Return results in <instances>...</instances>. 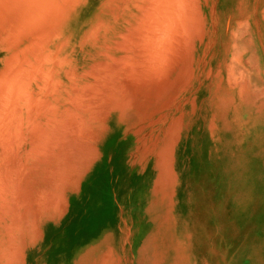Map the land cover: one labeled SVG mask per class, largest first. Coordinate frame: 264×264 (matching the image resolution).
<instances>
[{"label":"rangeland","instance_id":"1","mask_svg":"<svg viewBox=\"0 0 264 264\" xmlns=\"http://www.w3.org/2000/svg\"><path fill=\"white\" fill-rule=\"evenodd\" d=\"M124 1H126L127 3L126 5L125 4L124 5L128 6V8L124 7L123 5ZM133 1L134 0H129V1L123 0L122 2L120 0H88V2L85 5H81L83 6L82 8L78 9L75 7L74 10L69 11L68 14L67 12L69 8H67L66 9L67 11H65L64 14L62 15L63 17L61 16L63 19L61 18L60 20H58V22H60L58 24H56L57 22L53 21L54 22L53 23L50 20H47L48 22L50 21L52 23V24L49 23L52 26L53 24L54 25L56 24L57 26L55 25V28H57L58 31L54 27L53 29L50 28L51 30H49L48 26L50 25L47 22H45L48 24L47 27H45L48 30L43 33L41 30H44L43 26L45 25V23L43 24V22L41 21V23L43 24L42 26L43 28L38 27L39 25L38 26L36 25V27L38 28L37 30L41 28L39 31H41L42 34L40 32L36 33L35 31H33L36 28L34 24H33L34 27L32 26V22L35 23L34 20H32L31 23L30 21L27 22L24 19L22 21V19H20L19 17L18 11L16 10L17 9L16 7H14L15 9L13 8V10L11 9V11L7 8L10 11L9 14L12 13V15L15 16L14 22L19 21L18 23H22L26 27L29 26L28 28L30 30L27 28L21 29V31L22 30L26 31V29L29 30L28 35L26 36L25 39V36L22 37V35L24 34L23 31L22 34L21 31L17 29L19 33H21V35L19 34L20 36L15 32L17 31L15 29L17 27L16 25L17 23H13V27L15 24L14 27L15 31L14 30L12 31L14 32L13 36L16 39L18 36L21 37V40L18 37L20 42L17 40L16 42L18 43L15 42L16 44L13 42V40L11 41L13 42V44H15V47H12L13 44L9 41L14 38L12 37L10 39L9 37L5 36V35L9 36L13 27L11 26L12 27L11 29L8 28L10 29L9 34H6L8 32L6 29L7 27L5 28L3 26L6 29L5 31H7L6 33L5 31L2 32L0 30V38L3 35V33H5L4 36L2 37H6V41H8L7 43L11 44V47L10 46L9 48L6 47L8 48L6 50L4 46H8L9 44L6 45V43L4 42L5 39L2 41L3 43H0V70L2 72H4L3 71L4 69L2 70L4 66L3 65L4 57L6 56L8 59L9 57H11V53L12 54L13 52L15 53V51L12 52V50L17 49L18 52V48L23 47L25 43L26 44L24 45V47L20 48V51L23 50L24 48H26L27 51L28 48L26 47V45H28L29 43L30 44L29 46H31L32 44L30 40H33L34 45L35 42H37L40 46L41 44L42 45L44 44V46L42 47H47L44 49L43 48L40 49L39 48L40 46L37 47L36 44L35 46L39 48L37 49L34 46L37 51L42 50L40 54L41 56L44 57V52L46 54L47 51L50 50L51 53H49L50 52L49 51L48 56L51 57L50 54H52L54 48H56L55 51H57L58 48L59 49L58 52L55 53L54 51L53 52L54 55L52 56H55L56 54L57 56L55 57L57 58L61 56L63 57L65 55L66 59L64 58L63 61L62 58L61 59L59 58L60 60H58V58L56 59L55 57L54 58L51 57V59L53 58V60L54 59H56V61L58 60L57 62H55L54 60V62L57 64L60 61L59 62L60 67H59L58 65H54L55 63H50V62L45 63L44 60H47V58L46 59L44 58L42 62L40 60L41 57L39 54H38L39 56L37 55L35 56V53L34 54L32 53L36 57L34 61L37 60V57H39V61L36 62V64L40 63V65L38 64L40 66L38 71L36 69L38 67L34 68L30 66L35 64L33 63L34 62L32 58L33 55L31 54V52L28 51L30 52L31 54L30 55L28 53H24L25 49L22 51V53H24L27 56L26 58V56L24 55V58H26L25 61L27 62L28 61L27 59H29V61L31 60L30 62H32L33 64L32 63L30 64V62L28 64H26V62L25 63L23 62V64L19 67L21 69L23 68L22 69L24 71L23 73H25L26 69L29 71L32 70L31 68H33V70L36 69L35 71L36 73L33 71L35 74L33 73L32 74L33 76L30 78V74L32 72L31 71L28 76L31 79L29 80L30 83L29 84L25 83L26 86H23V87H27V85H29L27 88H25L27 89L28 92L24 88H22L23 90H25L24 97H26V93L31 94L29 95L31 97L28 96L29 98H31L29 99L28 102H26L27 100L23 98L24 91L23 93H21L22 91V89L20 88L21 85L17 88V90L21 89L20 93H18V91L17 93H15V94H21V96L17 95V99H19L17 102H19L18 103L19 105L21 103L20 106L24 105L25 103L24 106L26 107L25 108L22 106L19 108L18 106L19 111L18 108L15 107V105L17 106V102L15 101L16 98L13 97L14 102L12 100L13 99L12 96L15 94L13 95L11 94L14 92L13 90L14 86L12 87V82L13 81L17 82V80H22V79H16L18 78L17 74L19 75L22 73L19 71L20 70L19 67L16 68L17 63L20 64L22 63L21 62L22 59H20V57L23 54L21 52L17 53L18 54L17 57L19 58L20 62L17 60L18 58H16L18 62L15 60L16 57L15 56L14 60L15 63L16 62L17 63L14 64L16 65V67L14 66L13 68L14 65L13 64L12 65L13 70L10 67L8 69L9 72L10 71L13 72L14 70L15 72L19 71V73L17 74L13 72L14 75L16 74L15 76L16 81L14 79H11L13 78L12 72H10L12 76L9 75L10 74L9 72H8L9 76L3 75L4 77L11 76L10 77L11 82L9 80L11 86L8 85L9 83L6 84L5 82V84L9 86L6 89L9 88L8 89L9 92L11 90H13V92L11 91L12 92L10 93L11 96L9 95L11 97V101L6 99L7 103L9 102L8 104L10 106L7 103H5V101L1 102L6 97L8 98V94L6 93V91L8 92V90L6 89H5L6 91L4 89L3 91H5L7 96L5 95V93H2V91H0L2 93V94L0 93V95L2 96V98L0 97L1 98L0 102L2 103V105L3 103H5L4 105H7L8 108L10 107L12 108V106L15 107V109L18 112H21L20 117L21 116L22 117L15 118L16 116H14L15 115L14 113H16V110L14 108H13L14 110L10 108L11 109L10 111V109H7V107H4L0 104L3 107L0 109L3 110L0 111L1 118L3 117L2 119H4L7 114L10 115V113L12 112L11 113L12 117L16 119L14 120L12 118V120H14L16 123L17 119H20L18 120L20 121L19 123L23 124L25 118H27L28 115L33 114L32 116H34L37 115L38 112H41L43 110V112L46 111L45 113L46 116L50 115L49 117L51 121L49 120L48 116L46 117L45 114L41 112L43 114L37 116L39 117L38 121L41 120L40 121L41 124L38 122V125L40 126L42 125V127L39 128L37 127L38 125L35 124L36 127L41 130L43 128V125L45 126L46 124L45 128H47L48 126L46 122L47 118L49 123L51 122L52 124L50 123V125L48 126L47 128L48 131L45 128H43V130L45 129L46 132L40 131L39 129H35L34 131L31 130L30 128L26 130L28 132H25L28 123L31 124V127L34 125V122H28V121L29 120L35 121L38 119V117L36 116L33 119L32 116L31 117L29 116L30 117V118L28 117L29 120L26 119L27 122H25L26 126L25 124L23 126H21L22 124L19 125L17 121L18 125L20 126V129L22 128L24 130L23 132L24 137L25 134H27V136L29 134L28 137L26 136L25 138H23L22 136L23 134L22 135L20 134L23 130L22 129L19 130V127H17L18 125L16 126L17 123L13 125L14 122L13 121L11 122L10 120L11 115L7 116V118L9 119L5 118L6 122L10 120L9 122L6 123L5 119L3 120V122L6 125L3 122L2 125L0 123L1 125L0 129H2V127L5 128L6 126H10L7 125L10 124V122L13 123L11 124L12 126H10L12 128V130L10 129L11 130V132H9L10 134L8 133L9 131L8 129L10 127L9 128L6 127L7 129L5 131H7V134L9 135V137H7L8 139L11 140L12 138H14V140H17L18 142V143L15 142L14 143L16 145L19 144L17 145V147L19 146V148H17L16 145L13 143H12L13 146L11 145V149L14 146L16 147V149H18V150H16L15 148L12 149L13 152L16 153L14 155V153L12 152L13 156H15L13 157L11 152H8L11 151L9 149L11 141L9 140H8L9 142L7 141L9 145L8 143H5V140L7 139L5 138L3 139L1 135L3 134V136L5 137L7 134H5L6 132H3L4 129L0 130L3 132L0 134L1 137L0 142L4 140L3 142L6 144V146H8V150L6 149L7 147L5 148V145L2 149V151L6 150L8 153L5 151L3 153L4 155H2L1 153L2 151L0 150L1 151L0 161L2 162L1 164H5L8 162L5 161L7 156H9L8 158L13 157L12 159H10L12 161L9 162V164L12 166L8 165L10 171L6 169V172L7 171L10 172V174H8L7 172L8 174L7 176L6 175L2 176L3 174L6 173L4 171H3L4 173H2L1 170L3 168H8L7 164L6 167H3L5 165L1 166L0 164V167H3L0 168L2 173L0 174L1 176L0 183L2 184L7 183L4 185V187H6V191H3L5 190L3 189L4 187H0V195L3 193V196L5 198L4 200H2L3 196H1L0 198V264H264V60H263L264 51L262 50V46L264 49V7H263L264 0H198L199 2L193 0V2L199 4L198 7L196 6L195 3L194 9L195 7H198L196 8V12L198 11V9L201 12L199 11L198 13L193 12L194 13L193 17L195 19H196L195 16L199 14L200 15L197 16L196 20H194V18L192 17L191 24L193 23L192 24L193 27H191L192 25L190 24L188 31H186L187 33L186 34L184 33L186 36L189 34V37L187 36L183 40L188 42L189 46H192L190 44L191 42H193L194 47H191L193 49L189 48L188 45L182 41L183 39L182 37V39L181 38L179 39V42L181 46H183L182 44L184 43L186 44V46H183V49L179 50V53L175 56L177 57L178 55H180L181 53L180 51L183 52L184 49H185L184 50L185 53L184 52H183L184 54L181 53V56H178L176 58L173 57L174 55L173 53H171L173 52L172 50L171 52L170 51L163 52L164 50H162L163 53L161 54L162 56L164 54V58L166 56L165 53L166 54H168V52L171 53V54L169 53L170 54L169 56L167 55L168 57L167 61L164 60L165 63L167 62L166 64L164 63L165 65L162 64L163 57H159V59H157L158 60L157 63L154 58H153L154 60H152V58H149L151 54H149L150 55L149 57L147 56L149 58L148 60L151 59L150 61L152 62V65L153 64L154 66L156 65L155 67L156 72L158 70L156 68L159 67L158 65L160 64H162L160 68H164V69L166 68L165 71L167 69H168L167 71H170L169 72L170 74L167 71L165 73L163 69L162 72L166 74V77L167 74L169 75L167 78L168 80H165L166 78H164V76L162 78L165 80V85H167L166 81H169L170 79L171 81L167 83H171L173 80L177 82V83L172 82V85L170 84L171 87L175 84V86L172 87L173 89H170L171 87H168L169 84L166 86L167 88L165 89L164 82H162L160 75L159 78L161 82L160 80L157 81L158 76L155 79L156 75H155V70H153L154 66L152 68V65L151 66L148 65L151 63L150 61L148 62L147 59L145 58L144 59L147 61L146 63H142L145 60L140 61L141 56L140 54L138 55L137 53L138 51L142 52V54L143 51L145 52L146 50H148V52L151 51H149V49H146L148 48V45H146L147 47L145 46L147 41L146 42L143 41L144 39L143 40L141 39L144 42L143 43L141 41V44L143 43L144 45L139 44L140 38H138L139 36L138 34L140 33L141 35L144 26H142V31L138 32L137 34L135 33V31L137 32L138 29L135 28L134 25H137L136 27L140 28L141 25H143L144 23L145 24L149 23L147 24L148 26L154 23H152L153 18L151 16L142 20L138 19L136 22H134L132 17L137 11V8L136 7L134 8V6L131 5L133 4ZM113 2L119 4V7L116 6L117 4ZM110 5L112 6L111 8ZM120 6H122L123 8L122 7L120 8ZM209 6L211 7L213 6V7L209 8ZM156 8L157 7L155 5V9ZM155 9L152 8L153 11H156ZM3 10L4 12H6L5 9ZM3 10L0 11V13H2ZM110 10H112V12H110ZM9 11H7V13ZM4 12L2 14L7 15ZM2 14H1V18L3 17ZM115 14L117 16H115ZM112 16L113 17L115 16L116 19L114 20L115 17L113 18ZM200 16H202L201 17L202 20ZM198 17L204 23L201 26H199V22L201 24L202 22L198 20ZM43 18H39V20H42ZM47 18L49 19V17ZM8 19H10V21L13 20L12 18L7 17V20ZM99 19L102 24H100V22L98 24ZM7 20L5 19V21ZM39 20L37 22H39ZM244 20L247 21L248 23L247 25L243 24L246 22V21L244 22ZM5 21L3 20V25H7L5 24ZM241 21L243 22L242 23L243 26H241V24L239 23ZM196 22H198V24ZM137 23H139V25ZM255 23H256V27H255ZM9 24L12 23L9 22ZM98 25H100V27H97ZM104 25L106 27L105 29L107 30L102 29L104 28ZM147 25L145 26L147 27ZM94 26H96L98 30H95ZM198 26L201 28H199ZM128 27L129 28L134 27L137 30L132 31L134 29L130 28L131 30L129 29L130 31L129 32ZM202 27L204 30L202 29ZM54 29L57 32L53 31ZM125 29L128 32H126ZM200 29L201 31H198ZM90 30H95V32H97L95 38H92L95 36L94 35L95 32L91 31L92 32L91 33ZM123 31L125 33L122 34L123 35L126 34L125 36H127L132 32H133L132 34H136V36L138 35L137 38L139 39V41L137 42V38L132 39L131 36L133 37L136 36L131 34L129 35L130 37L129 36L125 37L126 39L124 37L123 39H120L119 36L122 35L120 33ZM146 31L147 30H145L144 32L146 33ZM155 31L156 30H154V32ZM234 31H235V35L233 36ZM89 32L90 35L88 34ZM48 33H51V35ZM149 33H147L148 37L151 38L152 37L151 33L150 36ZM191 33L193 35H190ZM196 33H198V35H194ZM15 34H17L18 36H15ZM30 34L31 36H29ZM91 34H93V36H91ZM147 34L141 35V37L144 36L145 38L147 37ZM47 36L49 37V40ZM85 36L88 37L85 38ZM193 36H196L195 39ZM28 37H30L31 39L28 40ZM44 38H46V40ZM64 38L66 40H64ZM91 39H93L94 42L92 41L91 43ZM111 39L114 41H112ZM47 40L49 43H47ZM60 40H63L64 44L60 43L59 42ZM115 40L116 42H118L116 43V50L114 48L115 45H113ZM121 40L122 41L126 40L127 43L130 41V44H128L130 47H131V42L132 43L136 42V44L137 43L139 44L138 45L139 47L135 45L136 48L135 47L134 48L131 47V48L134 49V52L136 49L138 50L135 53L132 51V53L133 54L137 53V56L140 57V60L137 61L136 59L130 58L132 55L131 49H129L130 47L126 43H122ZM187 40H190V44L189 41ZM247 42H249V44ZM109 43L114 47L111 46ZM119 43H121L122 45ZM147 44L149 43L147 42ZM180 44L178 43L177 46L176 45L174 46H176L179 49ZM119 46L120 47L124 46L129 51V52L127 51V54L130 53L129 54L130 56H128L129 59L128 60L125 59L127 61V64L128 63L131 64L130 62L131 59H133L134 61L136 60L137 62H140L143 65L146 64L147 66H149V68H147L148 70H146L148 73L147 74L143 73V71L145 72L146 65L145 68L139 66V69L143 68L142 69L143 71L140 73L141 70L139 71V69H137L138 68L137 66H134L135 68L137 67L135 71L134 70L135 68L131 67L132 64L130 65V67H128L129 64L126 65L125 63L124 67L126 68L128 67L131 69L130 71L131 76L129 75L130 74L129 72H125L128 73L129 76L124 75L123 72L125 70L129 71L130 69L127 70L128 68L127 69L125 68L124 70L123 65H121L124 61V58L125 57L127 58L126 56L127 54L125 53L126 55H123L124 58L121 57L122 54H124L123 50L124 52L126 50L125 48L123 49L122 47L121 48L123 50L122 49L119 50L120 48ZM233 46H235L234 47L235 49H233ZM244 46H246L249 50L251 49L254 50V52L252 51L246 53L247 60L251 59L252 61V53H254L256 61L259 62L258 68L260 70L261 78L259 79L260 82H258V88L255 92V95L248 94L247 90H251V88L249 83L244 81L242 74V64L244 59L243 56L241 55L242 54L241 50L244 48ZM141 47L142 48L144 47L146 50H140ZM177 48L176 50L178 51ZM187 48L191 49V51ZM29 49L32 50V47ZM37 51L36 54L38 53ZM106 51L112 54L113 56H116V58L121 57L120 60L123 59V61L121 62L119 60L114 61L113 57L110 58V55H108ZM177 51L175 52V54L177 53ZM155 52L154 54L156 56ZM188 52L192 54L188 55L189 54ZM102 53L104 54L106 53V54L104 55ZM159 53L157 52L158 55ZM186 54L188 55V57ZM232 54L234 56L235 55L238 56L237 69L235 68V65L233 66L232 64H230ZM14 55H12L9 61L8 60L6 61V59L4 61H6L9 64V62L12 61ZM146 55L143 54L142 58L143 56L145 57ZM132 56L134 57L135 55ZM171 56L176 59L177 65L181 64L182 61L184 62L185 57L187 59H190L188 61H192V62L190 64L188 63V61L184 62L185 64L182 62L181 66L183 65V67L178 65L179 69L177 70L178 66L176 65L175 60H172V65H169L170 59L172 58ZM107 57L110 58V60ZM156 58H158V56ZM179 58L181 59L180 63H179L180 60ZM106 59L108 63L105 62L106 64L105 66L104 61H106ZM14 60L12 62H14ZM53 60L51 62H53ZM96 60L97 61L104 60L102 61L104 64L103 65L104 68L102 67V63L100 64V62L99 65L98 64L97 65L99 66V70L102 68L105 70L107 68L106 71L101 70L103 74L100 71V75L102 74L104 76L103 77L101 75L102 77L101 79L103 81L104 78H106V76L109 75L107 76L108 78H106L107 81H105L107 84L108 82L111 83L110 81L111 79L116 77L119 79V77H121V79L119 80L117 78H116L117 80L113 79L115 80L114 84L113 83L109 84L112 87V89L107 84L105 85L108 87L101 85L100 88H96V85L100 86V84L102 83L104 84V82L100 83L96 81L95 77L97 76L98 77L97 79H99L100 77L99 75H96L94 78L90 77L91 74L93 75L94 71L95 74L99 72V70L97 71L96 67H95L96 70L93 69L94 66L97 65H93L96 62H92V61H96ZM159 60H161V62ZM168 60H169V64H168ZM6 62H4V64H7ZM91 62L93 67H91ZM115 62H117L118 64H116ZM153 62L157 63L158 65ZM52 64H53L52 66L53 70H51ZM68 64L71 68H75V69L70 70L71 68L68 66ZM27 65L29 69L28 68L25 69L24 67H22ZM107 65L109 66V68ZM118 65L121 66L123 72L122 70L120 71L121 68ZM41 66H42V71H44L46 67V68H51L50 69L51 72L54 71L58 73L56 74L53 72V76H52L50 75L52 73H50L49 71L50 73L49 74L48 70L46 69L47 71L46 70L45 71L47 73L42 72L41 76L43 78L41 76H37L39 78L35 77L34 79V75L40 74ZM100 66L102 68H100ZM169 66L174 67V68L172 67L173 69L170 67L173 71L169 68ZM229 66L231 67V69L234 70L233 76L234 77L237 76L233 80L231 76L232 74L229 73L230 71H228ZM111 67L114 68L112 69L114 75L119 67L116 76L114 75L113 77L110 76L112 75V72L109 71L111 70ZM7 68H5V71L7 70ZM68 68L70 69L67 70ZM132 68L134 71L132 70ZM65 69L67 70V72L68 71L71 72L74 70V73L76 74H73V72H71L72 73L71 74L69 72V76H71L69 77L66 74L67 72L63 71ZM86 69L90 71L89 74L85 72L87 71ZM181 69L184 70L182 71L181 74H179L180 73L179 71H181ZM91 70L93 71V73H91ZM137 70L139 71L140 75L139 74H137L136 76L134 75L133 78L132 75L135 72H137ZM208 70H210V72H208ZM150 71L153 72L150 73ZM176 71L178 72V75H181V77L177 76L178 79L177 78L176 79L178 81L175 80L174 78L177 75V73H174ZM63 72L65 75L68 76L67 79H66L67 76L65 77V75H63ZM118 72L120 73L122 72V75L119 73L120 75L119 76ZM158 72H160V70ZM43 73L49 74L48 75L49 77L47 75H46L47 77L43 76L44 75ZM149 73H150V77L148 75ZM153 73L154 76L151 75ZM161 74L163 75V73ZM123 75L127 77L126 79H124V81L122 79ZM3 76L1 75V77ZM44 77H46L45 79L51 78L50 79L51 81L49 79L44 80ZM136 77L139 79L140 77L142 78L144 77L145 79L147 78V80H145L146 82H144L143 85H142V81L144 80V78L141 79L142 81L141 80L138 81L139 79H137L136 81L139 83L136 82L137 84L135 83L133 84ZM151 77L152 78L154 77L153 78L155 79L154 82L151 81L152 80ZM228 77L229 79L231 77L230 83L227 81ZM23 78L26 79L24 76ZM70 78H72L71 81H73L71 83L69 82ZM32 79H34V81L37 83L36 86L34 85V81ZM41 79H43L42 82L44 81V83L41 82ZM54 79H56V81ZM58 79L60 80L61 84L58 83L59 82ZM91 79L92 80L94 79L96 84L94 81H92V83H94L95 86L91 83L88 84L91 85V87L89 86L88 87L89 89H91L93 86L96 88L94 93L91 90L90 92H92L93 95L96 96V98L98 97L97 100L94 96H91L92 94H90V92L88 91L89 89L87 90L88 87L84 88L85 87L84 86L82 88L80 86L82 92L86 89L87 91L85 90V92H89L90 94L89 95L88 93L83 92L85 94L82 93L81 97H80L81 91H79L77 94L78 89L72 90L70 88L72 86L74 88L75 83L76 86L78 85L79 87V85H81L79 83H83L85 81H86L85 85H87V83H89L88 81ZM101 79H99V81H101ZM127 79L128 80L131 79L130 81H132V85L129 86V89H128V85L123 86L124 88L122 87V85L130 82ZM235 79L237 81H235ZM23 80L21 82H23ZM126 80L128 81L127 83ZM1 81L2 79L0 80V84H2L4 80L2 82ZM46 81H48L49 86L46 85L47 84ZM54 81L56 83H54ZM121 81L123 84L120 83ZM147 81L150 82L151 85H153L154 83V85L151 86L150 88V84ZM155 81H157L156 86H155ZM97 82L100 84H97ZM57 83L58 85L60 84L59 87ZM68 83L70 84L73 83V84L72 86L70 85L68 86L67 85ZM145 83H147L149 86L145 85ZM158 83L159 85H163V86L159 88L160 86L157 85ZM228 83L230 86L232 85L233 86L230 87ZM240 83L241 85L239 86ZM5 84L2 85L6 87ZM43 84H45L47 87L46 88L45 86L43 87ZM51 84L54 86L56 84L55 87L57 88L56 93L51 92L53 89H54L53 92H55V88ZM116 84L117 86H115ZM129 84H131V82ZM2 85L0 86V89L1 87L4 88ZM118 85L120 88L118 87ZM134 85H136L135 86L136 88H134ZM40 86H42L43 89L45 88L44 91L43 89L39 90L42 88ZM140 86H142V88ZM242 86L243 88L245 87L244 88L245 91L243 90ZM50 87H52L53 89ZM60 87H62L64 90ZM156 87L157 89H155ZM238 87L240 88L239 89L240 91L237 89ZM106 88H108L109 91L108 93ZM113 88L115 91H113ZM152 88L154 92L153 90L151 91ZM102 89L103 90L106 89L105 90L106 92L103 91L106 93V95L105 93L102 94L101 91L98 95L96 90L99 91ZM124 89L125 91H123ZM146 89H150V90L147 91ZM161 89L163 90L161 91ZM29 90L32 92H29ZM35 90H37V92ZM74 90H76L75 93L72 92ZM132 91H134V94ZM159 91L161 92L164 91V92L161 93ZM242 91L244 92L245 95L243 93H240ZM35 92L38 93L37 97L36 95H34ZM57 92H59L60 95ZM68 92L69 93L72 92L71 94L73 95L71 96L74 97V99H76L75 96L77 97V95L80 98V100L79 98L73 100V102L75 103L73 107L76 108L78 104L82 105V103H76V101L77 102L82 101L83 103L86 104H83L82 105L83 107L81 106L82 108L78 105L79 107L77 106L78 107L77 109L71 110V108H73L71 107L72 105L70 104L72 103L71 101L72 98L69 99L70 103L67 100L66 102L64 100L65 98L68 99V97L65 96L68 95L70 96ZM128 92L130 93L128 94ZM238 92L240 94H238ZM47 93L50 94L47 95ZM126 93L127 95H125ZM156 93L157 95L158 93L160 95L162 94L161 97L162 96L163 97L161 98L160 95L157 96ZM41 94H43V96ZM86 94H88L87 96L91 97V100L89 97L86 96ZM50 95L53 97V99ZM58 95L59 98H57V101L59 103L57 101H54L56 100L54 99V96L58 97ZM104 95L105 96L108 95L107 96L108 98H106ZM112 95H113V99H115L114 97L117 96L116 99L113 100V102H111ZM3 96L6 97L3 98ZM34 96L35 98H33ZM44 96L45 98L47 97L46 99L48 100L47 105L50 102L49 104L51 105L50 109L52 108V106H54V104L55 107L57 106L56 111L58 112L56 113H60L61 112L60 109L62 110V108L63 109L66 108L64 106L67 105L66 108L67 110H70L71 112L75 110V112L73 113L74 114L78 113L82 117H80L79 115L75 116L71 112H70L71 114L67 113L66 110L64 111L65 117L58 116L54 112L55 111L54 110L55 107H54V109L51 110L55 113L54 115H56L55 116L56 120L53 119L54 115L53 114L51 115V113L53 112L50 111L49 105L47 106L46 102L44 105L43 103L45 100L44 101L40 100V99L43 100ZM256 96L258 98H256ZM83 97H85L86 99L88 98V100L84 98L83 101L82 100ZM92 97L94 99H92ZM102 97L105 99V104L103 103L104 99L100 100L102 99ZM37 98L38 100L36 101ZM23 100L24 102H21ZM89 100L91 102H94V100H96L95 103L97 105H95V103H91V105L93 106V110L91 109V105H90L91 110L88 109L89 107L86 108L87 106H89L87 105L88 103L87 101ZM40 101H41L40 104L43 105L42 106L40 105V107H38L39 106L38 102ZM97 101L98 102L100 101L101 104L99 105L100 102L97 103ZM106 101L108 104L106 103ZM11 102L15 104H12ZM30 102L31 103L33 102L32 104L35 103L38 105L36 106L34 104V106L36 107H34L33 105H32L33 107H29L31 106V104L29 105ZM61 102L64 103L60 104ZM102 103L105 105L104 107ZM101 105L103 108L101 107ZM94 106L97 109L99 107L98 110L99 111L102 110V112H97L98 110L95 109ZM110 106L114 110H110L111 109ZM41 107H43V109ZM24 108L28 111V112L26 111L27 114L31 113V108H33V110L34 108L35 109L39 108L41 110L39 111L38 109L37 111L34 110L37 112L36 114L33 113L34 111L32 110L31 114L25 116L26 112L24 111L25 110ZM28 108L30 109V111ZM45 108L47 109L45 110ZM4 109H6L7 112L8 111L10 112L7 113L6 111H4ZM83 109L85 110L88 109V111L83 112ZM48 110L51 113L48 114L47 112ZM95 111L97 112L96 114H94ZM4 112H6L5 115L2 114ZM64 112L62 111L61 115ZM105 112H106L105 114L106 117L104 116L105 117L104 118L103 115ZM66 113L70 115L68 116ZM91 114L92 115L94 114L92 116L96 118L94 120H97V116L100 115L99 117L102 118L104 121L102 119L100 120L99 123L97 121H93L92 117H90ZM43 115L45 116V119ZM73 116H75L76 119L78 120L87 117L86 118L87 120H85L86 122L92 119V121L89 122L90 124H93V126L91 125L87 126V124H85L86 122L84 123L83 121L84 119H81L83 121L81 126V120H79L80 126H77L78 129L80 127L81 128L85 127L82 133L79 131L81 128L79 130L78 129L76 130L77 128L76 126H74L76 128L72 127L74 123H76V125L79 124V122L74 120L75 117ZM67 117H69V119ZM99 117L98 119H100ZM60 119H62V121L64 120L65 123L64 122L62 123V121L59 122ZM43 121H45L46 123L43 124L42 123ZM89 122L87 123L89 124ZM61 123L63 125L69 124L70 127L68 125L67 126L62 125L63 126L62 127ZM100 123L103 124L101 125L103 127L102 129H100L101 127ZM97 124L100 127H97L98 126ZM15 126L18 128L17 130H19L20 133L16 130ZM29 126L30 125H28V127ZM33 128H35V126H33ZM62 128L65 129H63L62 131ZM66 129L69 131V133ZM29 130H31V132L32 131L34 132L31 134L29 133ZM36 130H38L39 132ZM96 130H98L97 133ZM12 131L14 132V135L16 134L15 132L17 131L18 135L19 134L21 135V139H23V141H21V139L19 138H16L14 135H12L13 137H11L10 135L11 133H13ZM64 131L65 132L67 131V134L69 136ZM34 133H36V135ZM62 134H65L64 137H66L67 135L68 138L72 136L71 138H69V140L70 139L74 140L72 141V143H74L73 147H71L72 143L69 144L71 140L70 141L67 140V137L64 140L62 138ZM73 135L74 137L75 135H78L77 137L78 142L76 141L77 143H75V139H72ZM30 136H32L33 138ZM56 138H58L57 141ZM61 138L65 142L66 140L69 142L63 143ZM18 139L20 140V143ZM31 139L35 141L34 142V147L36 146L35 148H33L31 144H29L31 142L33 145L32 142L33 140L31 141ZM50 139L51 141H49ZM24 140H26L25 145H24ZM61 141L65 145L64 147H66L67 150L63 148L62 146L63 144H61ZM58 143L59 145H57ZM60 144L62 146V149L65 150V152L69 150L67 153V158L70 161L69 160L66 161L67 158H65L66 156L63 154L64 152L63 153L61 152L62 154H60L59 156L62 159H63L62 156H64L66 162L64 161V159L63 160L61 159L62 161L59 159L60 164H62L59 167L60 164L58 158L60 157L58 156V154L60 153V151H63L60 150L61 149ZM76 144H78L77 147L81 148L80 151L78 150L79 148L75 147ZM48 145H50L49 146L50 149ZM2 146L3 145H1V148ZM24 147L25 150L28 147L27 151L30 148L29 151L31 152L28 151L29 153H27V151L23 149ZM38 147L40 148V150H38ZM31 149L32 150L34 149V151H32ZM50 150H52L54 154L55 152L59 151L57 155L53 154L55 156L54 161H53L54 156L51 158L52 155ZM75 150L76 152H74ZM81 151L83 153H81ZM19 152L21 153V157L20 156L17 157V155H19L17 153ZM33 152H36V154H33ZM39 152L40 155L38 154ZM26 154H28V156L32 154L31 156L33 158L35 157L36 160L34 159L35 161L32 163L33 160L31 159L33 158L30 157L31 158L30 159ZM46 154L48 158H46ZM78 154L79 157L77 156ZM3 156L5 160L3 159ZM23 156H25L26 158L28 157L27 160ZM40 159L42 162L40 161ZM49 159H51L53 162L57 161L55 162V165L51 163V165H53L52 168L50 165L51 160ZM74 159L77 165L74 162ZM13 160H15L14 162L17 163H14ZM77 160L80 162V164ZM21 161H22L21 164L24 163L26 164L30 162L29 163L30 165L27 164L28 166H30L28 167V169L29 168L30 169L27 170L26 168L27 166L23 167L25 165L24 164L22 166V168L24 169L23 170L20 167ZM67 162H70L71 164ZM56 163H58L59 165L57 164L56 166ZM15 164L17 165L15 166ZM65 165H67L68 167L67 166L65 167ZM62 167L64 168L61 170ZM71 167H73V169ZM53 168H57V169H53ZM32 169L35 171H33ZM52 171L56 174L54 175ZM22 172H25V175H27L28 178H26L27 176H23ZM18 175L21 176L19 177ZM67 175L68 177H66ZM5 176L8 179H5ZM29 177H31L32 180ZM2 178H4L5 180L4 183L2 181L3 180ZM49 178L52 180V182L50 181ZM34 179L36 180L38 179V180L36 181ZM25 180L29 182L27 183ZM46 180L50 182L47 183ZM53 181H55L57 184H55V182L53 183ZM19 184H21V186ZM51 184H53V186ZM16 185L17 187H15ZM54 186L56 187V190L54 189L55 188ZM59 187L61 188L60 191H59L60 189ZM41 188L44 189V191ZM46 188H50V189H46ZM45 191L47 192V194H45L46 193ZM36 192L38 193L41 192L44 193L45 195L41 193L40 194L37 193V195H35ZM57 193L59 194L60 197L57 196L58 195ZM55 195L57 197H55ZM28 197H31L32 199ZM33 200H35L36 202ZM44 202L45 203L47 202V204H45ZM40 203H42L43 206H41L42 204ZM50 203L51 206L49 205ZM46 205L50 207L48 208V210ZM37 206H40V208H38Z\"/></svg>","mask_w":264,"mask_h":264},{"label":"bare ground","instance_id":"2","mask_svg":"<svg viewBox=\"0 0 264 264\" xmlns=\"http://www.w3.org/2000/svg\"><path fill=\"white\" fill-rule=\"evenodd\" d=\"M120 1L122 2L123 0H120ZM128 1H129V0H128ZM195 1L197 2L198 0H195ZM87 2H88V0H0V11H2L3 9L6 10L7 8L11 11V9L13 10V8L16 7V8H17L16 10L18 11L19 17H20V19H22V21H23V19H24L25 21H27V22L30 21V23H31L32 20H34L35 23L32 22V26H33V24H34L35 27H36V25H37V26L39 25L38 27H42L43 24H44L45 22H47L48 24L51 23V22H53V21H54V22H57L56 24L60 23V22H58V20H60V19L63 17L62 15L64 14L65 11H67V10H66L67 8H69V9H68V12H67V14H68L69 11L74 10L75 7L78 8V9H79V8H82L83 6H81V5H85ZM108 2H109V1H108ZM196 2H193V0H134V1H133V4H131L132 6H134V8H135V7L137 8V11L135 12L134 16L132 17L133 20H134V22H136L138 19H141V20H142V19H145V18L151 16V17L153 18V22H152V23H154L155 25H154V24H150V26H151V27H150V26L147 25V24H149V23H146V24L144 23V24L141 25V27H140L141 30H140V28L136 27L137 25H134L135 28H137L139 31H138L137 29H135L134 27H130L131 29H132V28L134 29V30H132V31L137 30V32L135 31V33L138 34V32H141V31H142V26H144L142 32H144L145 30H147V31H146V33L144 32L145 34L141 32V35H146V34L149 33V31H150L152 37H151V38L148 37V34H147V37H145L146 39L144 38V36L141 37V35H140V33H139L138 35H139L140 37H139L138 35H137V36H138V38H140V41H139V39L137 38L136 34H132L133 32L130 33V34L136 36V37H133V36H131V37H132V39H133V38H137V42H138V41L140 42L139 44H141V41H142L143 39H144L143 41H145V42L147 41L149 44H147V42H146L145 46L148 45V48H146V49H149V51H151V52L153 51V52L151 53V52H148V50H146V49L144 48L145 46L143 47L144 49L141 47L142 49L140 48V50H146V52L143 51V54H144V55L148 54V55H146L145 57L143 56V58H142V55H143L142 52H139V51L136 49L135 52L138 51V52H137L138 55L140 54V56H141V60H140V57L137 56V53H136V54H133V53H132V51L134 52V49H133V48L135 47V45H136L137 47H139V46H138L139 44H138V43L136 44V42H133V43H135V44H133V43L131 42V47H133V48H131V47L128 45V44H130V41L127 43L126 40H123V41L121 40L122 43H126V44L130 47V48H129V47L127 46L129 49H131V54H132V55H135V56L138 57V58L135 57V56L133 57V56L131 55L130 58L136 59L137 61H138V60H140V61H144L145 59H147L148 62L151 60V59H150V60H148V59H149V58H152V60L155 59L156 62H157V61H158L157 59H159V57H163V58H162V59H163V60H162V64H164V63H165L164 60L167 61V59H168L167 55L169 56L171 53H173L174 56H173V55H172V56H173V57H176L175 55H177V54L179 53V50L183 49V46H186V44L188 45V42L183 41V40H184L185 37H187V36L189 37V34H188L187 36H186L185 34L187 33L186 31H188V29H189V27H190V24H191V20H192L193 14H194V13H198V11L201 12L199 9H198V11L196 12V8L199 7V4H197ZM198 2H199V1H198ZM204 2H205V1H204ZM109 3H110V2H109ZM113 3H115V2H113ZM195 3H196V6H198V7H195V9H194ZM115 4H117V3H115ZM124 4H125V5L127 4L126 1H124L123 5H124ZM138 4H139V5H138ZM204 4H206V3H204ZM121 5H122V4H121ZM125 5H124V7H125V8H128V6H125ZM155 5H156V7H157L156 9H155ZM211 5H212V4H211ZM104 6H105V5H104ZM116 6L119 7V4H117ZM108 7H109V5H108ZM111 7H112V6L110 5V8H111ZM113 7H114V6H113ZM121 7H122V6H120V8H121ZM151 7H152L153 9H155L156 11H153ZM210 7H211V6H209V8H210ZM212 7H213V6H212ZM212 7H211V8H212ZM263 7H264V6H263ZM1 8H2V9H1ZM122 8H123V7H122ZM8 9L6 10V12H4V10H3V12L6 13L8 16L5 15V14H4V15H5V16H4V15L2 14L3 12L0 13V18H1V14L3 15V17L1 18L2 22H1V20H0V22H1V23H0V26H1V24H2L0 30H1L2 32H4V31L7 29L8 32L5 31V33L7 32L6 34H9V32H10L9 30L13 27V23H17V24H16L17 27L15 28L16 30L19 29V30L21 31V29H25V28L29 29V28H28L29 26L26 27V26H24V24H22V23H18L19 21H17V18H16V21H17V22H14L15 16L12 15V13L9 14L10 11H9ZM14 9H15V8H14ZM19 9H20V10H19ZM76 10H77V9H76ZM151 10H152V11H151ZM194 10H195V11H194ZM211 10H212V9H211ZM211 10H209V11H211ZM7 11H9V12L7 13ZM114 11H115V10H114ZM150 11H151V12H150ZM262 11H263V9H262ZM110 12H112V10H110ZM152 12H153V13H152ZM156 12H157V13H156ZM193 12H194V13H193ZM36 14H38V15H36ZM211 14H212V13H211ZM10 15H12L14 18H13L12 16H10ZM112 15H114V14H112ZM119 15H120V14H119ZM129 15H130V14H129ZM195 15H196V14H195ZM199 15H200V14H199ZM199 15H197V16H199ZM6 16L9 17V18H12L13 20H11V21H10V19L7 20V17H6ZM61 16H62V17H61ZM66 16H67V15H66ZM115 16H117V15L115 14ZM115 16H114V17H115ZM197 16H195L196 19H197ZM210 16H211V15H210ZM210 16H209V17H210ZM4 17H5V18H4ZM43 17H44L45 19H44ZM47 17H49V19H48ZM112 17H113V16H112ZM114 17H113V18H114ZM201 17H202V16H200V18H201ZM203 17H204V16H203ZM39 18H43L44 20H43V19H42V20H39ZM193 18H194V17H193ZM5 19H6L7 21H5ZM62 19H63V18H62ZM115 19H116V17L114 18V20H115ZM196 19L194 18V20H196ZM209 19H210V18H209ZM227 19H228V18H227ZM227 19H226V20H227ZM3 20L5 21V24H7V25H3ZM38 20H39V22H37ZM45 20H46V21H45ZM47 20H50L51 22H50V21L48 22ZM123 20H124V19H123ZM198 20L201 21L202 18H201V20H200L199 17H198ZM12 21H13V22H12ZM41 21L43 22V24L41 23ZM245 21H246V20H244V22H245ZM6 22H7V23H6ZM9 22H11L12 24H9ZM54 22H53V23H54ZM99 22H100V19H99V21H98V24H99ZM188 22H189V23H188ZM193 22H194V21H193ZM201 22H202V21H201ZM40 23H41V26H40ZM47 23H45V25L43 26L44 28L42 27V28L44 29V30H41L43 33H44L45 31L48 30L47 28H45V27H47V25H48ZM96 23H97V22H96ZM196 23L198 24V22H196ZM239 23L241 24V26H243V24H246V25L248 24L247 21H246L245 23H243L242 21L239 22ZM242 23H243V24H242ZM19 24H22V25H19ZM51 24H52V23H51ZM56 24H55V25H56ZM100 24H102V23L100 22ZM137 24L139 25V23H137ZM192 24H193V23H192ZM192 24H191V25H192ZM203 24H204L203 22H202V24L199 22V26H201V25H203ZM237 24H238V23H237ZM49 25H50V24H49ZM55 25L53 24V26H52V25L48 26V27H49V30H51L50 28H52V29H53V27L55 28ZM96 25H97V24H96ZM145 25H147V27H146ZM246 25H245V26H246ZM3 26H4L5 28H6V27H7V28L5 29ZM8 26H9V27H8ZM11 26H12V27H11ZM21 26H22V28H21ZM34 26H33V27H34ZM56 26H57V25H56ZM107 26H110V25H107ZM194 26H195V25H194ZM199 26H198V27H199ZM239 26H240V25H239ZM14 27H15V24H14ZM14 27L12 28L11 33L9 34V36L5 35L6 37H9L10 39H11L12 37L15 39V41H14V39H11V40H9V41L11 42V41L13 40V42L15 43V42L18 40V41L20 42L21 37H19V36L21 35V33L23 34V32H24L25 35L23 34L22 37L25 36V39H26V36L28 35V31H29L30 29H29V30L26 29V31H25V30H22L23 32L21 31V33H19L18 30H17V31L14 30ZM18 27H19V28H18ZM97 27H100V25H98ZM97 27L94 26L95 30H98ZM191 27H193V25H192ZM255 27H256V23H255ZM8 28H10V29H8ZM92 28H93V27H92ZM105 28H106V27H105V25H104V28H102V29L107 30V29H105ZM124 28H125V26H124ZM130 28L128 27V31H129ZM144 28H146V29H144ZM199 28H201V27H199ZM3 29H4V30H3ZM33 29H34V28H33ZM37 29H38V28L36 27L33 31H35L36 33H38V32L41 33V31H39L41 28H40L39 30H37ZM55 29L57 30V28H55ZM55 29H54L53 31H56ZM126 29H127V28H126ZM126 29H125V30H126ZM131 29H130V30H131ZM192 29H193V28H192ZM202 29H203V27H202ZM13 30H14L18 35L20 34L19 36H18L17 34H15V36H18V37L20 38V40H19L18 37H17V39H16V38L13 36V35H14V32H12ZM95 30H90V32H91V31H94V32H95ZM104 30H103V31H104ZM154 30H156V31L154 32ZM203 30H204V29H203ZM203 30H202V31H203ZM57 31H58V30H57ZM57 31H56V32H57ZM128 31L126 30V32H128ZM152 31H153L154 33H153ZM198 31H201V29L198 30ZM90 32L88 33L89 35H90ZM94 32H93V34H94ZM129 32H130V31H129ZM5 33H3L2 36H4ZM12 33H13V34H12ZM30 33H31V31H30ZM36 33H35V34H36ZM91 33H92V32H91ZM118 33H120V32H118ZM118 33H117V35H118ZM122 33H125V32L123 31V32H121L120 34H122ZM150 33H149V36H150ZM184 33H185V34H184ZM202 33H203V32H202ZM41 34H42V33H41ZM48 34L51 35V33H48ZM93 34H91V36H93ZM96 34H97V32H95V34H94L95 36L92 37V38H95V37H96ZM120 34H119V35H120ZM127 34H128V33H127ZM130 34H128L127 36H129ZM183 34H184V36H183ZM200 34H201V32H200ZM43 35H44V34H43ZM102 35H103V34H102ZM115 35H116V34H115ZM122 35H123V34H122ZM122 35L119 36L120 39H123V37H124V38L127 37V36H125L126 34L123 35V36H122ZM190 35H193V34L191 33ZM194 35H198V33H196V34H194ZM202 35H203V34H202ZM202 35H200V36H202ZM234 35H235V31L233 32V36H234ZM248 35H249V34H248ZM2 36H1V38H3V39L0 38V40H1L0 43H3L2 41L5 39L4 42L6 43V45L9 44L8 46H4V48L7 50V49L9 48V46L11 47V44H10V43H7L8 41H6V37H2ZM10 36H11V37H10ZM29 36H31V34H30ZM121 36H122V38H121ZM44 37H46V36H44ZM86 37H88V36H85V38H86ZM89 37H90V36H89ZM129 37H130V36H129ZM182 37H183V39H182ZM193 37H194V39H195L196 36H193ZM198 37H199V36H198ZM47 38H48V40H49V37H48V36H47ZM50 38H51V37H50ZM159 38H160V39H159ZM164 38H165V39H164ZM180 38L182 39L183 42L186 43V44L184 43L185 45L182 44L183 46H181V44H180V42H179V39H180ZM200 38H201V37H200ZM233 38H234V37H233ZM244 38H245V37H244ZM29 39H31V38L28 37V40H29ZM44 39L46 40V38H44ZM82 39H83V38H82ZM82 39H81V40H82ZM120 39H119V41H120ZM125 39H126V38H125ZM129 39H131V38H129ZM141 39H142V40H141ZM149 39H150V40H149ZM186 39H189V38H186ZM191 39H192V38H191ZM242 39H243V38H242ZM28 40H27V42H28ZM48 40H47V43H49ZM64 40H66V39L64 38ZM83 40H84V39H83ZM111 40H112V39H111ZM134 40H135V39H134ZM160 40H161V41H160ZM30 41H31V43H32L31 46H29L30 44L28 43V45H26V47H27L28 49L32 47V50H31V49H29V50L27 49V51H26V48H24V49H25V50L23 49V50L25 51L24 53H28V54H30V52H31V54H32V53H33V54L35 53V56H36V55L39 56V55L41 54L42 50H41V51H39V50L37 51L36 48L39 47L40 45H39L37 42H35V45L37 44V45H36L37 47H36V46L34 45L33 40H30ZM30 41H29V42H30ZM61 41H62V42H61ZM92 41L94 42L93 39H91V43H92ZM112 41H114V40H112ZM125 41H126V42H125ZM143 41H142V42H143ZM159 41H160V42H159ZM187 41H189V44H190V40H187ZM206 41H207V40H206ZM211 41H212V40H211ZM242 41H243V40H242ZM242 41H241V42H242ZM245 41H246V40H245ZM13 42H11V43L13 44ZM59 42L64 44V41H63V40H60ZM233 42H234V41H233ZM249 42H250V41H249ZM249 42H247V43L249 44ZM16 43H18V42H16ZM16 43H15V44H16ZM116 43H118V42H116V40H115V42L113 43V45H115V47H114L113 45H111L110 43H109V44H110L111 46H113V47L115 48V50H116ZM143 43H144V42H143ZM143 43H142V44H143ZM178 43L180 44L179 46L181 47V48L179 47V49L176 47ZM15 44H13L12 47H15ZM25 44H26V43H25ZM25 44H24V45H25ZM40 44H41V43H40ZM119 44H121V43H119ZM142 44H141V45H142ZM259 44H260V43H259ZM4 45H5V44H4ZM24 45H23V47H24ZM95 45H96V44H95ZM100 45H101V44H100ZM105 45H106V43H105ZM105 45H104V46H105ZM107 45H108V44H107ZM110 45H109V46H110ZM121 45H122V44H121ZM132 45H133V46H132ZM141 45H140V46H141ZM143 45H144V44H143ZM174 45H176V46H174ZM190 45H192V46H189V45H188L189 48L194 47V46H193V42H191ZM208 45H209V44H208ZM233 45H234V43H233ZM255 45H256V44H255ZM260 45H261V44H260ZM34 46H35L36 48H35ZM42 46H44V44H43V45L41 44V46H40L39 48H40V49H41V48H43V49H44V48H47V47H42ZM104 46H103V47H104ZM125 46H126V45H125ZM246 46H247V45H246ZM246 46H244V48L241 50V52H242L241 55L243 56V59H244V60H243V64H242V74H243L244 81L248 82L249 85H250V88H251V90H247V91H248V94L255 95V92H256V90H257V88H258V82H260L259 79L261 78V76H260V70H259V68H258V66H259V62L256 61V58H255V54H254V53H252V61H251V59H248V60H247V54H246V53H248V52H252V51L254 52V50L251 49V48H250L251 50H249V49L247 48L248 46H247V47H246ZM6 47H8V48H6ZM23 47H20V48H23ZM33 47H34L35 49H34ZM54 47H55V46H54ZM119 47H120V46H119ZM121 47H122V46H121ZM121 47L119 48V50L122 49V48H123V49L125 48L124 46H123L122 48H121ZM146 47H147V46H146ZM173 47H175V48H173ZM234 47H235V46H233V49H235ZM20 48H18V52H17V49H16V50H12V52L15 51V53H14V52H13V54L11 53V57H12V55L16 54V55L13 56L12 61L14 60V57H15V56H16V57H15V60H16V58H18V57H17V56H18L17 53H19V52L22 53L23 50L20 51ZM39 48H37V49H39ZM117 48H118V47H117ZM135 48H136V47H135ZM176 48L178 49V51L176 50ZM189 48H187V49H189ZM253 48H254V47H253ZM2 49H3V47H2ZM33 49H34L35 51H34ZM123 49H122V50H123ZM174 49L177 51L176 54H175L176 51H175ZM187 49H186V50H187ZM191 49H193V48H191ZM191 49H189V50L191 51ZM205 49H206V48H205ZM48 50H49V49H48ZM55 50H56V48H54L53 52H54ZM58 50H59V49L57 48V51H55V53L58 52ZM125 50H126L125 52H124V50H123V53H124V54H122L121 57H123V55H126V54H127L128 49L125 48ZM157 50H158V51H157ZM159 50H160V51H159ZM162 50H164L163 52H167V51H170V52H171V50H172L173 52H171V53L168 52V54L165 53V55H166V56H165L166 59H165V58H164V54H163V56H162V54H161V53H163ZM184 50H185V49H184ZM184 50H183V52H184ZM262 50L264 51L263 46H262ZM28 51H30V52H28ZM32 51H33V52H32ZM36 51L38 52L37 54H36ZM49 51H50V50H49ZM49 51H47L46 54H45V52H44V57L40 55V57L42 58V59L40 58L41 61H42L44 58H45V59L47 58V60H44L45 63H49V62H50V63H55V62H57L58 60H60L61 58H62V60H63L64 58L66 59V57H65V55H64L63 57H62V56H61V57H57L58 60L56 61L57 58H56L55 56H57V55L55 54V56H52V55H54V53L52 52V54H50L51 57H53V58L55 57V58H56V59H54V60H55V62H54L53 58L51 59V57L48 56V52H49ZM155 51H156V52H155ZM174 51H175V52H174ZM187 51H188V50H187ZM190 51H189V52H190ZM39 52H40V53H39ZM128 52H129V51H128ZM135 52H134V53H135ZM147 52H148V53H147ZM154 52L156 53V56H155ZM157 52H158V53L160 52L159 55L157 54ZM180 52H181L182 54L185 53V52L183 53L182 51H180ZM189 52H188V53H189ZM21 53H20V54H21ZM24 53H22V54H23L22 56L20 55V56L23 57V58H24V55H25ZM49 53H51V51H50ZM106 53H108V52L106 51ZM106 53H105V54H106ZM125 53H126V54H125ZM145 53H146V54H145ZM169 53H170V54H169ZM181 53H180V55H178V56H181ZM188 53H187V54H188ZM232 53H233V52H232ZM262 53H263V52H262ZM31 54H30V55H31ZM33 54H32V55H33ZM38 54H39V55H38ZM102 54H104V53H102ZM105 54H104V55H105ZM129 54H130V53H129ZM129 54L126 55L127 58H126V57H125V58L123 57V58H124V61H123V59L120 60L121 57H120V58L117 57V58H119V59H117L116 56H113L112 54L108 53V55H110V58L113 57V60H114V61H116V60H117V61L119 60L120 62L123 61V63H122L121 65H123V69H124V70H125V68H126V67H124V66H125V63H126V65L129 64L128 67H130V65L132 64L131 67H133V68H135L134 66H137V67H138V68L136 67L137 69H139V66H142V67L145 68V65H146V64L143 65L142 63H146V62H147L146 60H145L144 62L140 63V62H137L136 60L134 61L133 59H131V61L129 60V61L131 62V64H130V63L127 64V61H126L125 59H127V60L129 59V57H128V56H130ZM149 54H151L152 57H151ZM187 54H186V55H187ZM190 54H192V53H189L188 55H190ZM42 55H43V54H42ZM45 55H46V56H45ZM186 55H183V56H186ZM188 55H187V57H188ZM263 55H264V54H263ZM25 56H26V55H25ZM33 56H34V55H33ZM33 56H32V58H33V61H34V59H36V57L34 56V57H35V58H34ZM118 56H119V54H118ZM147 56H148V57L150 56V57L148 58ZM157 56H158V58H156ZM172 56H171V57H172ZM178 56H177V57H178ZM183 56H182V57H183ZM5 57H6V56H5ZM5 57H4V60L6 59V61H7V60L9 61V59L11 58V57H9V54H8V57H9L8 59H7V57H6V58H5ZM21 57H20V59H22V61H21L22 63H21V64H20V63H17L18 61L20 62L19 58L17 59L18 61L16 60V61H17V62H16V63H17V67H16V65H15V64H16V63H15V60H14V62L10 61L9 64H8L6 61L3 60V65H4V66L6 65L5 68L8 67V68H7V70H8L9 67L12 68V65L15 63V64L13 65V68H14V66H15L16 68H18L19 66H21V65L23 64V62H24V63L26 62L25 60H26L27 56H26V58H24V59L21 58ZM48 57H49V60H48ZM114 57H115V59H114ZM146 57H147V58H146ZM173 57H172V58H173ZM177 57H176V58H177ZM59 58H60V59H59ZM107 58H108V57H107ZM110 58H108V59L110 60ZM144 58H145V59H144ZM153 58H154V59H153ZM172 58L170 59V57H169V59H170V64H169V60H168V64H169V65H172V60H175L176 65H177V61H176V59H175V58L172 59ZM185 58H186V57H185ZM185 58H184V62L190 60V59H187V58H186V59H187V60H186ZM142 59H143V60H142ZM179 59H180V58H179ZM179 59H177V60H179ZM23 60H24V61H23ZM27 60H28V61L26 62V64H28V63L31 61V60L29 61V59H27ZM52 60H53V62H51ZM132 60H133V61H132ZM191 60H193V59H191ZM263 60H264V58H263ZM37 61H39V57H37V60H35L33 63L36 64ZM47 61H48V62H47ZM63 61H64V60H63ZM69 61H70V60H69ZM102 61H104V60H102ZM102 61H101V60H100V61H97V60H96V61H92V62H96V63L93 64V65H97V64L99 65V62H100V64L102 63V67L104 68L103 65L105 64V62H107V59H106V61H104V64H103ZM125 61H126V62H125ZM129 61H128V62H129ZM159 61L161 62V60H159ZM4 62H6L7 64H4ZM11 62H12V64H11ZM42 62H43V61H42ZM59 62H60V61H59ZM59 62H58V64L55 63L54 65H58V66H59ZM61 62H62V61H61ZM92 62H91V67H93V66H92ZM111 62H112V61H111ZM135 62H136V63H135ZM150 62H151V61H150ZM160 62H159V63H160ZM180 62H181V59L179 60V63H180ZM182 62H183V61H182ZM182 62H181V64H182ZM184 62H183V63H184ZM191 62H192V61H188L189 64H190ZM31 63H32V62H30V64H31ZM33 63H32V64H33ZM63 63H65V62H63ZM107 63H108V62H107ZM112 63H113V62H112ZM115 63L118 64L117 62H115ZM115 63H114V65H115ZM133 63H135V64H133ZM153 63H155V62H153ZM157 63H158V62H157ZM157 63H155V64H157ZM166 63H167V62H166ZM166 63H165V64H166ZM188 63H187V64H188ZM18 64H19V65H18ZM35 64H34V65H35ZM38 64L40 65V63H37L35 66H34V65H30V66H32V67H34V68L38 67V68H36V69L38 70L39 67H40ZM137 64H138V65H137ZM147 64H148V63H147ZM162 64H160V65L157 64V65L159 66V67L156 68V69H158L157 72H156V70H155L156 65H155V66H154V64L152 65V62H151L150 64H148V65H149V66L152 65V68H153V66H154L153 70H155V75H156V76H155V79L157 78V76H158L157 81H159L160 78H161V79H162V82H164V86H165V89H166V88H167L166 86H167L168 84H169L168 87H171L170 84L172 85V82H175V81L173 80L171 83H167V82L171 81V79H170L169 81H166V84H167V85H165V80H168L167 78H168V75L170 74V73H169L170 71H167L168 69L166 70V71L169 73V74H167V77H166V74H165V73H166V71H165L166 68H165V69H164V68H160V67L162 66ZM165 64H164V65H165ZM174 64H175V63H174ZM181 64H178V65L181 66ZM184 64H185V63H184ZM230 64H232L233 66L235 65V68L237 69V67H238V66H237V65H238V56H236V55L234 56V55L232 54ZM230 64H229V65H230ZM7 65H9V66H7ZM10 65H11V66H10ZM41 65H42V63H41ZM98 65H97V66H94L93 69L96 70V69H95V67H96V68H97V71H98V70H99V66H98ZM108 65H109V64H108ZM108 65H107V66H108ZM110 65H111V63H110ZM164 65H163V66H164ZM178 65H177V66H178ZM4 66H3V68H2V70L4 69V70H3L4 72H2V71L0 70V71L3 73V74H2V73L0 72L2 76H3V75H4V76H5V75H8L10 72H12V71L9 72V70H8V71L6 70V71H7V74H6V71H5ZM52 66H53V64L51 65V68H52ZM68 66H69V64H68ZM105 66H106V64H105ZM118 66L121 68L120 65H118ZM149 66L146 65V68H145V72H146V73L142 70L143 68H142V69H139V71L141 70L140 73L143 71L144 74H147L148 72H147L146 70H148L147 68H149ZM167 66H168V65H167ZM167 66H166V67H167ZM177 66H175V67H177ZM179 66H178L177 70L179 69ZM22 67H24L25 69H26V68L29 69L28 65H27V66H22ZM47 67H48V66H47ZM59 67H60V66H59ZM69 67H70V66H69ZM102 67L100 66V68H102ZM112 67H113V64H112ZM112 67H111V70H109V69H108V70L112 72V75H110V76L113 77L114 74H113V70H112V69H114V68H112ZM119 67H118L117 71L119 70ZM128 67H127V68H128ZM170 67H171V66H169V68H170ZM172 67H173V66H172ZM172 67H171V68H172ZM181 67H183V65H182ZM13 68H12V70H13ZM16 68H15V69H16ZM30 68H31V67H30ZM51 68H46V67H45V70L47 69V70H48V73H49V71H50ZM70 68H71V67H70ZM70 68H68L67 70H69ZM103 68L100 69L99 72H98L97 74H95V71H94V73H93V71L91 70V73H93L94 76L91 74L90 77H93V78H94L96 75H99V76H100L99 79H101V78H102L101 75L103 74V72H102L101 70H104ZM105 68H106V67H105ZM108 68H109V66H108ZM116 68H117V66H116ZM127 68H126V69H127ZM133 68H132V70H133ZM136 68L134 69L135 71H136ZM140 68H141V67H140ZM159 68H160V69H159ZM171 68H170V69H171ZM173 68H174V67H173ZM173 68H172V69H173ZM19 69H20V70H19ZM19 69H17V70H19V71L22 72V73L24 72V71L22 70L23 68L21 69V68L19 67ZM25 69H24V70H25ZM31 69H32V70H30V71L27 70V69L25 70V73H23V74H25L26 76L23 75L22 73L19 74L20 76L22 75L21 77L17 74V73H19V71H16V72H15V70L13 71L14 73L17 74V77H18V78H16V79H22V80H23V79H24L23 76L26 78V79L23 80L24 83L21 82L22 80H17V82H14V81L12 82V87L14 86V89H13L14 92H13V90H11V91H12L13 93H12L11 91L9 92V90H8L9 88L6 89L7 87H9V86H7L6 84L9 83V80H10V82H11V79H14V80H15V76H16V74L14 75V73L12 72V73H13V78H11V79H10V77L12 76L11 73L9 74V75H11L10 77H4V76H3V77H4V78H3V77H1V75H0V80H1V79H2V81L4 80V81H3L4 83L1 81L2 84H5V82H6V84H5L6 87L3 86L2 84H0V86L2 85V86L4 87V88L1 87L0 91H2V93H5V91L8 90V92H9V93H8V92L6 91V93L8 94V98L6 97L7 95H6V93H5V95H6L5 97H6V98L3 96V98H5V99H3L2 101L0 100L1 102H4V101H5V103H7L6 99L9 100V101H11V97H10L11 95L17 93V91H18V93H20V90H21L22 88L25 89V88H27V87L29 86V85H27V87H23V86H26L25 83H27V84L30 83L29 80H31L30 78L33 76L32 74L36 71V69H34V70H33V68H31ZM72 69H75V68H71L70 70H72ZM91 69H92V68H91ZM123 69L121 68L120 71L122 70V72H123ZM129 69H130V68H128L127 70H129ZM150 69H151V68H150ZM150 69H149V70H150ZM163 69H164L165 73L162 72ZM172 69H171V70H172ZM185 69H186V68H185ZM228 69H229L228 71H230L229 73L232 74V75H231V74H230V75L232 76V80H233V79L236 78L237 76H236V77L233 76V72H234V70L231 69L230 66H229ZM10 70H11V69H10ZM45 70L42 71V66H41L40 74L37 73V74H39V75H34V79H35V77H37V76H41V75H42V72L47 73V72H46L47 70H46V71H45ZM51 70H53V68H52ZM56 70H57V69H56ZM67 70L65 69V70H63V71L67 72ZM86 70H87V69H86ZM106 70H107V68H106L104 71H106ZM134 70H133V71H134ZM159 70H160L161 73H163V75H162L160 72H158ZM183 70H184V69H181V71H179V72H180L179 74H181ZM261 70H262V69H261ZM27 71H29V72H27ZM31 71H32V72H31ZM33 71H34V72H33ZM38 71H39V70H38ZM84 71H85V70H84ZM84 71H83V72H84ZM97 71H96V72H97ZM100 71H101V73H102L101 75H100ZM109 71H107V72H109ZM114 71H115V70H114ZM117 71L115 72V75H114V76L117 75ZM130 71H131V69H130L129 71H126V70H125V71L123 72V74L127 76L128 73H125V72H129V73H130ZM139 71L137 70V72H135L136 74H135L134 72H133L134 74L132 73V74H133V75H132L133 78H134V75H135V76H136L137 74L140 75ZM172 71H173V70H172ZM8 72H9V73H8ZM30 72H31V74H30V78H29L28 76H29V73H30ZM53 72H54V71H52V72L50 71V73H52V74H50V73H49V74L53 76ZM69 72H70V71H68V72L66 73L68 76H69ZM71 72H73V74H76V73H74V70L71 71ZM71 72H70V73H71ZM85 72L89 74L90 71L87 70V71H85ZM85 72H84V73H85ZM122 72H121V73L118 72V75H119V73L122 75ZM152 72H153V71H152ZM152 72L150 71V73H152ZM208 72H210V70H208ZM4 73H5V74H4ZM26 73H28V74H26ZM35 73H36V72H35ZM35 73H34V74H35ZM54 73L57 74L58 72H54ZM79 73H80V72H79ZM81 73H82V71H81ZM86 73H85V74H86ZM150 73L148 74L149 77H150ZM174 73H177L176 77H174L175 80L178 79L177 76H180V77H181V75H178V72H177V71L174 72ZM43 74H44V73H43ZM49 74H44L43 76H46V75L48 76ZM71 74H72V73H71ZM85 74H84V76H85ZM88 74H87V75H88ZM157 74H158V75H157ZM226 74H228V73H226ZM9 75H8V76H9ZM63 75H65L64 72H63ZM67 75H65V77H66ZM77 75H78V74H77ZM105 75H107V74H105ZM124 75H123V76H124ZM129 75L131 76V73H130ZM129 75H128V76H129ZM151 75L154 76V73L151 74ZM159 75H160V78H159ZM161 75H162V76H161ZM234 75H236V74H234ZM47 76H46V77H47ZM52 76H51V78H52ZM68 76L66 77V79L68 78ZM78 76H79V75H78ZM81 76H82V75H81ZM88 76H89V75H88ZM102 76H103V75H102ZM107 76H109V75H107ZM107 76H106V78H108ZM119 76H120V75H119ZM123 76H122V79H123V81H124V79H126L127 77L124 76V77H125V78H124ZM142 76H143V75H142ZM145 76H146V75H145ZM163 76H164V78H166L165 80L162 78ZM173 76H174V75H173ZM19 77H20V78H19ZM41 77H42V76H41ZM46 77H44V80L49 79V78L45 79ZM48 77H49V76H48ZM69 77H71V76H69ZM72 77H73V75H72ZM103 77H104V76H103ZM183 77H184V76H183ZM186 77H187V76H186ZM239 77H240V76H239ZM7 78H9V79H7ZM27 78H29V79H27ZM37 78H39V77H37ZM42 78H43V77H42ZM51 78H50V79H51ZM75 78H76V77H75ZM75 78H73V79H75ZM95 78H96V81H98V82H100V83H101V82H104V84H103V83L100 84V83L97 82V84H100V86H99V85H96V88H100L101 85L106 86V85H105V84H107V83L105 82V81H107L106 78H104V81H103L102 79H101V81H99V79H97V78H98L97 76H96ZM116 78H117V77H116ZM116 78H113V79H116ZM128 78H131V77H128ZM133 78H132V79H133ZM143 78H144V77H143ZM143 78L140 77V79H139V78L136 77L135 81L133 80V81H134L133 84H134V83H135V84L139 83V82H137L136 80L139 79L138 81H140V80L143 79ZM151 78H152V77H151ZM153 78H154V77H153ZM153 78H152V80H151L152 82H154V80H155V79H153ZM171 78H172V77H171ZM174 78H173V79H174ZM176 78H177V79H176ZM6 79H7V80H6ZM34 79H32V80L34 81ZM50 79H49V80H50ZM77 79H78V78H77ZM109 79H110V78H109ZM113 79H111L110 81H111V83L114 84V81H115V80H113ZM117 79H118V78H117ZM117 79H116V80H117ZM119 79H121V77H119ZM119 79H118V80H119ZM148 79H150V78H148ZM225 79H226V76H225ZM230 79H231V77H230ZM230 79H229V77H228V79H227V81H228L229 83H230ZM25 80H26V81H25ZM42 80H43V79H41V82H42ZM49 80H48V81H49ZM54 80L56 81V79H54ZM58 80H59V79H58ZM68 80H69V79H68ZM71 80H72V78H70V81H69L70 83L73 82V81H71ZM112 80H113V82H112ZM127 80H128V79H127ZM127 80H126V83H127L128 81H130L131 79H129L128 81H127ZM145 80H147V78H146V79L144 78L143 81L141 80V81H142V85H143L144 82H146ZM163 80H164V81H163ZM220 80H221V79H220ZM15 81H16V80H15ZM18 81H19L21 84H20ZM48 81H46V83H47L46 85H47V86H49V85H48ZM50 81H51V80H50ZM55 81H54V83H56ZM82 81H83V80H82ZM92 81H94V79H93V80H92V79L89 80V81H88L89 83H87V85H85V84H86V81L83 82L84 85H83V83H79V84H81V85H79V87H78V85L76 86V83L74 82V83H75V87H74V88H73V86H72L73 83H72V84L68 83L67 85H68V86H69V85L72 86V87H70L72 90H73V89H78V91H77V94H78V92L81 91L80 86H81L82 88H83L84 86H85L84 88H87L88 86L91 87V85H88V84H91ZM108 81H109V80H108ZM149 81H150V80H149ZM151 81H150V82H151ZM157 81H155V86H156V82H157ZM177 81H178V80H177ZM235 81H237V80L235 79ZM41 82H40V83H41ZM94 82H95V81H94ZM130 82H131V84H129ZM130 82L127 83V84L122 85V87L125 86V85H128V89H129V86L132 85V81H130ZM136 82H137V83H136ZM147 82H148V81H147ZM150 82H148V83L150 84V88H151V86H153L154 83H153V85H151ZM160 82H161V80H160ZM225 82H226V81H225ZM231 82H233V81H231ZM13 83H14L17 87H16ZM18 83H19V84H18ZM35 83H36V82L34 81V85L36 86L37 83H36V84H35ZM42 83H44V81H43ZM58 83L61 84L60 80H59ZM58 83H57V85H58ZM111 83L108 82L107 85H109V84H111ZM115 83H116V82H115ZM117 83H118V82H117ZM120 83H122V81H121ZM175 83H177V82H175ZM229 83H228V85H229ZM17 84H18V85H17ZM22 84H24V85H22ZM52 84H53V83H52ZM52 84H51V85H52ZM60 84L58 85V87L60 86ZM92 84L95 86L96 82H95V84H94V83H92ZM122 84H123V83H122ZM233 84H234V83H233ZM242 84H243V83H242ZM8 85L11 86V83H9ZM20 85H21V87H20L21 89H20V90H17V88H18ZM46 85L43 84V87L45 86V88H46V87H47ZM51 85H50V86H51ZM93 85H92V86H93ZM138 85H141V84H138ZM145 85H148V84L145 83ZM157 85L160 86L159 88H161V86H163V85H159V83H158ZM240 85H241V83L239 84V86H240ZM38 86H39V85H38ZM38 86H37V87H38ZM52 86H54V85H52ZM94 86H93L91 89H89V87H88L87 90L89 89V90H88L89 92H90V90H91V91L94 93V92H95V89H96ZM97 86H99V87H97ZM104 86H103V87H104ZM109 86H110V85H109ZM115 86H117V84H116ZM120 86H121V84H120ZM135 86H136V85H134V88H136ZM148 86H149V85H148ZM173 86H175V84H174ZM173 86H172V87H173ZM229 86H230V85H229ZM232 86H233V85H232ZM232 86H230V87H232ZM243 86H245V85H243ZM243 86H242V88H243ZM259 86H260V85H259ZM12 87H11V89H12ZM40 87H42V86H40ZM40 87H39V88H40ZM43 87H42L41 89H39V90H42ZM55 87H56V84H55L54 88H55ZM76 87H78V88H76ZM103 87H102V88H103ZM106 87H108V86H106ZM113 87H114V86H113ZM118 87H119V85H118ZM140 87L142 88V86H140ZM172 87H171L170 89H173ZM45 88H44V89H45ZM50 88H52V87H50ZM50 88H49V89H50ZM60 88H62V87H60ZM64 88H65V87H64ZM70 88H69V89H70ZM79 88H80V89H79ZM110 88L112 89L111 86H110ZM119 88H120V87H119ZM119 88H118V90H119ZM123 88H124V87H123ZM132 88H133V87H132ZM137 88H138V87H137ZM146 88H147V86H146ZM148 88H149V87H148ZM162 88H163V87H162ZM174 88H175V87H174ZM244 88H245V87H244ZM244 88H243V90H244ZM3 89H4V90L6 89V90L3 91ZM44 89H43V91H44ZM52 89H53V88H52ZM56 89H57V88H55V92H53L54 89H53L51 92H52V93H56V91H57ZM62 89H63V88H62ZM65 89H66V88H65ZM93 89H94V91H93ZM106 89H107V93H108V92H109V91H108V88H106ZM106 89H105V90H106ZM121 89H122V88H121ZM138 89H139V88H138ZM155 89H157V87H156ZM163 89H164V88H163ZM163 89H161V91H162ZM168 89H169V88H168ZM237 89L239 90L240 88L238 87ZM246 89H247V88H246ZM15 90H16V91H15ZM25 90L27 91V89H25ZM25 90L22 89L21 93H23V91H24V93H23V94H24V95H23V98H25V99L27 100V101H26V100H25V101L28 102L29 99H31V98H29V97H31V96H29V95H31V94L26 93V97H24V96H25ZM30 90H31V89H30ZM30 90H29V92H32V91H30ZM37 90H38V88H37ZM37 90H35V91L37 92ZM63 90H64V89H63ZM83 90H84V89H83ZM85 90H86V89H85ZM85 90H84L83 92H85ZM87 90H86V91H87ZM105 90L102 89V90H99V91L96 90V91H97V93H98V95H99L100 91H101L102 94H103V93L106 92ZM116 90H117V89H116ZM118 90H117V91H118ZM133 90H134V89H133ZM135 90H136V89H135ZM141 90H142V89H141ZM146 90L149 91L150 89H146ZM152 90H153V88L151 89V91H152ZM238 90H237V91H238ZM43 91H42V92H43ZM48 91H49V90H48ZM70 91H71V90H70ZM75 91H76V90H74V91H72V92L75 93ZM103 91H105V92H103ZM113 91H115L114 88H113ZM123 91H125V89H124ZM123 91H121V92H123ZM129 91H130V90H129ZM155 91H156V90H155ZM161 91H159V92H161ZM164 91H165V90H164ZM164 91H163V92H164ZM239 91H240V90H239ZM244 91H245V90H244ZM27 92H28V91H27ZM36 92H35L34 95H36V97H37V94H38V93H36ZM42 92H40V93H42ZM66 92H67V91H66ZM66 92H64V93H66ZM72 92H71V93H72ZM83 92H82V91L80 92V94H81L80 97L82 96V93H83ZM89 92H85V93H88V94H89ZM92 92H90V94H92L91 96H94V97L96 98V96L93 95ZM121 92H120V93H121ZM132 92H133V94H134V91H132ZM153 92H154V90H153ZM163 92H161V93H163ZM165 92H166V91H165ZM168 92H169V91H168ZM168 92H167V93H168ZM0 93H1V92H0ZM2 93H1V94H2ZM10 93H12V94L10 95ZM45 93H46V91H45ZM45 93H44V95H45ZM57 93L59 94V92H57ZM68 93H69V92H68ZM71 93H69L70 96L73 95V94H71ZM85 93H83V94H85ZM117 93H118V92H117ZM120 93H119V94H120ZM129 93H130V92H128V94H129ZM240 93H243V94H244L243 91L240 92ZM240 93L238 92V94H240ZM27 94H28V95H27ZM49 94H50V93H47V95H49ZM88 94H86V96H87ZM90 94H89V95H90ZM154 94H155V93H154ZM259 94H260V93H259ZM3 95H4V94H3ZM9 95H10V96H9ZM17 95H18V96H19V95L21 96V94H15V95L12 96V98L14 97V98L17 99ZM41 95L43 96V94H41ZM59 95H60V94H59ZM59 95H58V97L54 96V99H56V100H54V101H57V98H59ZM66 95H67V94H66ZM74 95H76V94H74ZM96 95H97V94H96ZM105 95H106V93H105ZM105 95H104V96H105ZM125 95H127V93H126ZM156 95H157V93H156ZM159 95H160V94L158 93L157 96H159ZM161 95H162V94H161ZM161 95H160V97H161ZM244 95H245V94H244ZM15 96H16V97H15ZM28 96H29V97H28ZM39 96H40V94H39ZM42 96H41V97H42ZM50 96H51V95H50ZM70 96H69V95H68V96H65V97H68V99H66V98H65V99L63 98V99L65 100V102H66V100H67V101L70 103L69 99L72 98L71 101H72L73 104H72V103H70V104L72 105L71 107H73V105L75 104V103L73 102V100H76V99H78L79 97H78V95H77V97L75 96L76 99H74V97H72V96L70 97ZM83 96H84V95H83ZM107 96H108V95H107ZM107 96H105V97L108 98ZM109 96H110V95H109ZM238 96H239V95H238ZM257 96H258V95H257ZM257 96H256V98H258ZM0 97L2 98L1 95H0ZM51 97H52V96H51ZM87 97H89L90 100H91V97H90V96H87ZM110 97H111V96H110ZM116 97H117V96H116ZM116 97H114V98L116 99ZM162 97H163V96H162ZM162 97H161V98H162ZM239 97H240V96H239ZM1 98H0V99H1ZM9 98H10V99H9ZM14 98L12 99L13 102H14ZM18 98H19V97H18ZM21 98H22V97H21ZM23 98H22V99H23ZM27 98H28V99H27ZM33 98H35V96H34ZM38 98H39V97H38ZM38 98L36 99V101L38 100ZM84 98H85V97H83V99H82L83 101H84ZM99 98H101V97H99ZM119 98H120V97H119ZM232 98H233V97H232ZM256 98H255V99H256ZM16 99H15V101L17 102L19 99H17V100H16ZM39 99H40V98H39ZM46 99H47V97L45 98V96H44L43 100L40 99L41 101H44V100H45L44 103H43L44 105H45V102H46V105H47V103H48V102H47L48 100H46ZM52 99H53V97H52ZM85 99H86V98H85ZM92 99H94V98L92 97ZM97 99H98V97L96 98V100H97ZM103 99H104V98L102 97V99H100V100H103ZM115 99H113V95H112V101H111V99H110V101L113 102V100H115ZM230 99H231V98H230ZM253 99H254V98H253ZM260 99H261V98H260ZM79 100H80V98H79ZM79 100H78V101H79ZM86 100H88V98H87ZM90 100H89V101H90ZM96 100H94V102H91V101L89 102V101H87V102H88L87 105H89V106L86 105V106H87L86 108L89 107L88 109H90V105H91V103H95ZM108 100H109V99H108ZM122 100H123V99H122ZM125 100H127V99H125ZM241 100H242V99H241ZM36 101H35V103H36ZM41 101L38 102V104H39L38 107H40V105H41V104H40ZM1 102H0V104L2 105ZM21 102H24V100L21 101ZM33 102H34V101H33ZM33 102H32V103H33ZM57 102H58V101H57ZM85 102H86V101H85ZM99 102H100V101H99ZM99 102L97 101V103H99ZM108 102H109V101H108ZM118 102H120V101H118ZM118 102H117V103H118ZM126 102H127V101H126ZM252 102H253V100H252ZM5 103H3L2 106L7 107V105H4ZM8 103H9V102H8ZM8 103H7V104H8ZM11 103H12V102H11ZM18 103H19V102H17V106L15 105V107H17V108H18V106H19V108L22 107V106L25 107V106H24L25 103H24V105H22V106H20L21 103H20V105H19ZM32 103H31V102L29 103V105L31 104V106H29V107H33V106H34L35 103H34V104H32ZM58 103H59V102H58ZM62 103H64V102H61L60 104H62ZM76 103H82V105H83V104H86V103H83L82 101H81V102H77V101H76ZM103 103L105 104V99H104ZM103 103H102V104H103ZM106 103H107V101H106ZM122 103H124V102H122ZM122 103H121V104H122ZM12 104H15V103H12ZM27 104H28V103H27ZM27 104H26V105H27ZM38 104H35V105L37 106ZM43 104H42V105H43ZM49 104H50V102H49ZM49 104H48V105H49ZM51 104H52V103H51ZM100 104H101V102L99 103V105H100ZM104 104H103V107L105 106ZM107 104H108V103H107ZM119 104H120V103H119ZM125 104H126V103H125ZM252 104H253V103H252ZM1 105H0V106H1ZM8 105H9V104H8ZM32 105H33V106H32ZM42 105H41V106H42ZM48 105H47V106H48ZM52 105H53V104H52ZM78 105H79L80 107L82 106V105H80V104H78ZM78 105H77V106H78ZM95 105H97V104L95 103ZM110 105H111V103H110ZM122 105H123V104H122ZM126 105H127V104H126ZM2 106L0 107V109L3 108ZM9 106H10V105H9ZM36 106H34V107H36ZM50 106H51V105H49V109H50ZM75 106H76V105H75ZM77 106H76V108H75V107L71 108V110H72V109H77V108L79 107V106H78V107H77ZM120 106H121V105H120ZM15 107L12 106V108H11V107H10V108H11V109H13V108L15 109ZM45 107H46V106H45ZM54 107H55V104H54V106H52L51 109H54ZM56 107H57V106H56ZM56 107H55V109H54V110H55V111H54L55 113L58 112V111H56ZM64 107L67 108V105L64 106ZM82 107H83V106H82ZM82 107H81V108H82ZM101 107H102V105H101ZM101 107H100V108H101ZM103 107H102V108H103ZM107 107H108V105H107ZM112 107H113V106H112ZM10 108L7 107V109H10ZM19 108H18V111H19ZM25 108H26V107H25ZM25 108H24V109H25ZM41 108L43 109V107H41ZM66 108H64V109L62 108V110L60 109V111H61V112H62V111L64 112V111L66 110L67 113H70L71 111H70V110H67ZM84 108H85V107H84ZM94 108L97 109L95 106H94ZM102 108H101V109H102ZM110 108H111V106H110ZM11 109H10V111H11ZM14 109H13V110H14ZM24 109H23V110H24ZM28 109H29V108H28ZM37 109H38V111L41 110V109H39V108H36V109L34 108V110H36V111H37ZM46 109H47V108H45V110H46ZM51 109H50V111L53 112ZM69 109H70V107H69ZM88 109H87V110L83 109V112H84V111H85V112L88 111ZM91 109L93 110V106H92V105H91ZM91 109H90V110H91ZM98 109H99V107H98ZM98 109H97V110H98ZM108 109H109V107H108ZM108 109H107V111H108ZM13 110H12V111H13ZM15 110H16V109H15ZM32 110H33V108H31V113H32ZM34 110H33V111H34ZM105 110H106V109H105ZM110 110H114V109L111 108ZM115 110H116V109H115ZM0 111H3V110H0ZM4 111H6V109H4ZM10 111H8V112H10ZM18 111L16 110V113H14L15 115L13 114L14 116H16L15 118H21V117H22V116L20 117V115H21L20 113H21V112H18ZM24 111L26 112L27 110L25 109ZM29 111H30V109H29ZM36 111H34L33 113L36 114V113H37ZM68 111H69V112H68ZM76 111H77V110H76ZM81 111H82V110H81ZM6 112H7V111H6ZM6 112H4V113H2V114L5 115ZM8 112H7V113H8ZM13 112H14V111H13ZM17 112H18V113H17ZM27 112H28V111H27ZM27 112H26L25 116L28 115V114H31V113H28V114H27ZM41 112H43V110H42ZM41 112H38L37 115L39 116V115H41V114H43V113H44V114L46 113V111L43 112V113H41ZM47 112H48V114L51 113V112H49V110H48ZM54 112L51 113V115H52V114L54 115V114H55ZM61 112H60V113H56V114H57L58 116H64L65 112H64L62 115H61ZM73 112H75V110H73L71 113L74 114ZM90 112H91V111H90ZM97 112H102V110H101V111L98 110ZM97 112L95 111V113H94V112H92V113L96 114ZM11 113H12V112H11ZM11 113H10V115H11V119H10V120H11V122L13 121L14 124L11 123V122H10V124H7V125H10V126H12L11 124L15 125V124L17 123V121L20 120V119H17V121H16V123H15L14 120H16V119H15L14 117H12V114H11ZM39 113H40V114H39ZM67 113H66V114H67ZM71 113H70V114H71ZM76 113H77V112H76ZM0 114H1V113H0ZM17 114H18V116H17ZM59 114H60V115H59ZM70 114H67V115L69 116ZM87 114H88V113H87ZM87 114H86V115H87ZM94 114H93V115H94ZM98 114H99V113H98ZM100 114H101V113H100ZM105 114H106V112L104 113V115L102 114L103 117L105 116ZM107 114H108V113H107ZM4 115H2V116H4ZM10 115L7 114L5 118H6V119H9V118H7V116H10ZM32 115H33V114L28 115L27 118L24 117V118H25V121L23 120V121H24L23 124H22V123H19L20 121H18L19 125L22 124L21 126H23V125L25 124V122H27L26 119H28V117H29V116L31 117ZM37 115L32 116L33 119H34ZM74 115H75V116H76V115H77V116H78V115L80 116V114H78V113H77V114H74ZM88 115H89V114H88ZM93 115L91 114L90 117H92ZM38 116H37V117H38ZM43 116H44V115H43ZM45 116H46V114H45ZM45 116H44V119H45ZM47 116H48V115H47ZM47 116H46V117H47ZM49 116H50V115H49ZM49 116H48V117H49ZM55 116H56V115L53 116V119L56 120ZM75 116H73V117H75ZM96 116H97V115H96ZM99 116H100V115H99ZM99 116H97V120H94V119H96V118L92 117L93 121H97V122L99 123L100 120L102 119V118H100ZM239 116H240V115H239ZM30 117H29V118H30ZM41 117H42V116H41ZM51 117H52V116H51ZM64 117H65V116H64ZM64 117H63V118H64ZM80 117H82V116H80ZM80 117H79V118H80ZM83 117H84V116H83ZM98 117H99L100 119H98ZM101 117H102V116H101ZM105 117H106V116H105ZM105 117H104V118H105ZM0 118H1V116H0ZM2 118H3V117H2ZM2 118H1V119H2ZM5 118H4V119H5ZM12 118H13L14 120H12ZM67 118L69 119V117H67ZM86 118H87V117H86ZM86 118H81V119H84V120H83L84 123L86 122L85 120H87ZM1 119H0V123H1V125H2V124L4 123V122H3L4 119H2V121H1ZM6 119H5V122H6ZM53 119H52V120H53ZM81 119H79V120H81ZM88 119H89V118H88ZM92 119H90L89 121H92ZM10 120H8L7 122H9ZM28 120H29V119H28ZM38 120H39V117H38V119L35 120V121H34V120H33V121H32V120H31V121L29 120L28 122H34V125H33V126H35V128H33V126L31 127V124H30V123H28L27 126H26V124H25V126L27 127V129H25V132H28V131H26V130H28L29 128H30L31 130H34V131H35V129H39V128H41L42 125H41V126L38 125V122L41 124V122H40L41 120H40V121H38ZM49 120H50V117H49ZM57 120H58V117H57ZM74 120L77 121V122H79V124L76 125V123L73 122L74 125H73L72 127H74V126H76V127H77V126H80V121H79L78 119H76V117L74 118ZM102 120H103V119H102ZM23 121H21V122H23ZM50 121H51V120H50ZM60 121H62V119H60L59 122H60ZM70 121H71V120H70ZM83 121L81 120V126H82V122H83ZM89 121H87V122H89ZM103 121H104V120H103ZM2 122H3V123H2ZM7 122H6V123H7ZM35 122H36V123H35ZM46 122H47L48 126H49L50 123H51V122L49 123L48 118H47ZM46 122L43 121L42 123L45 124ZM63 122H64V120L62 121V123H63ZM66 122H67V121H66ZM87 122L85 123V124H87V126H90V125L93 126V124H90V122H89V124H88ZM101 122H102V121H101ZM18 123L16 124V126L18 125ZM54 123H55V121H54ZM62 123H61V126L63 125ZM64 123H65V122H64ZM68 123H69V122H68ZM84 123H83V124H84ZM4 124H5V123H4ZM35 124L38 125L37 127H39V128H37ZM51 124H52V123H51ZM59 124H60V123H59ZM66 124H67V123H66ZM1 125H0V126H1ZM5 125H6V124H5ZM19 125H18L17 127H19V130H21L22 128L20 129V126H19ZM28 125H30V126L28 127ZM67 125L69 126V124H67ZM67 125H63V126H67ZM97 125H98V124H97ZM101 125H103V124L100 123V126H101ZM10 126H6V127L9 128ZM16 126H15V128H16V130H17L18 128H17ZM48 126H47V128H48ZM52 126H53V125H52ZM61 126H60V127H61ZM63 126H62V127H63ZM84 126H85V125H84ZM94 126H95V125H94ZM100 126L98 125L97 127H100ZM6 127H5V128L2 127V129H4L3 132H6L5 134H7V131H5V130L7 129ZM13 127H14V126H13ZM26 127H24V128H26ZM45 127H46V124H45V126L43 125V128H45ZM69 127H70V126H69ZM76 127H74V128H76ZM97 127H95V128H97ZM0 128H1V127H0ZM43 128H42L41 130H40V129H39V130H40V131H45V129L47 130V128H45L44 130H43ZM51 128H52V127H51ZM74 128H73V129H74ZM80 128H81V127H80ZM80 128H79V129H80ZM84 128H85V127H84ZM84 128L82 127V128L79 130L78 127H77L76 130L78 129L80 132L83 133V129H84ZM102 128H103V127L101 126L100 129H102ZM2 129H0V130H2ZM10 129L12 130V128L10 127V128L8 129V130H9L8 133L11 132ZM52 129H53V128H52ZM59 129H60V128H59ZM59 129H57V130H59ZM63 129H65V128H62V131H63ZM70 129H71V128H70ZM86 129H87V128H86ZM91 129H93V128H91ZM100 129H98V130H100ZM19 130H17V131L19 132ZM22 130H23V129H22ZM31 130H29V133L32 134L34 131L31 132ZM53 130H54V129H53ZM66 130H67V129H66ZM81 130H82V131H81ZM98 130H96V133H97ZM14 131H15V130H14ZM17 131L15 132V133H16L15 135H14V132L12 131L13 133H11L10 136L13 137L12 135H14L16 138L21 139V135L23 134L24 130H23L21 133L19 132V133L21 134V135L19 134L20 136L18 135V132H17ZM36 131H38V130H36ZM47 131H48V130H47ZM54 131H55V130H54ZM60 131H61V130H60ZM62 131H61V132H62ZM67 131H68V130H67ZM67 131H66V132L64 131V132L67 134ZM72 131H73V130H72ZM79 131H78V132H79ZM3 132L0 131V134L3 133ZM38 132H39V131H38ZM45 132H46V131H45ZM74 132H75V131H74ZM87 132H88V131H87ZM41 133H42V132H41ZM57 133H58V132H57ZM62 133H63V132H62ZM68 133H69V131H68ZM5 134H4V135H5ZM9 134H10V133H9ZM34 134L36 135V133H34ZM48 134H49V132H48ZM54 134H56V133H54ZM58 134H59V133H58ZM79 134H80V133H79ZM93 134H95V133H93ZM16 135H18L19 137L16 136ZM35 135H33V136H35ZM67 135H68V134H67ZM67 135H66V137H67ZM80 135H81V134H80ZM90 135H91V134H90ZM96 135H97V134H96ZM1 136L3 137V139H4V138L7 139V140H5V143H8L9 141H11V143H10V147H9V149H10L11 151H8V152H11L12 156H13V153H14V155H15L16 153L13 152L12 149H13V148L16 149L17 145H19V144H17V145L15 144V143H18L17 140H14V138H12L14 141H13L12 139H11V140L8 139V138H7V137H9L8 134H7L5 137L3 136V134H2ZM22 136H23V138H25V137L27 136V134H25V137H24V134H23ZM28 136H29V134H28ZM28 136H27V137H28ZM64 136H65V134H62V138L65 140L66 137H64ZM68 136H69V135H68ZM94 136H95V135H94ZM11 137H10V138H11ZM30 137H32V136H30ZM30 137H29V138H30ZM71 137H72V136H70L69 138H71ZM77 137H78V135H75V137H74V135H73V138H72V139H75V143L78 142V138H77ZM0 138H1V137H0ZM16 138H15V139H16ZM32 138H33V137H32ZM62 138H61V140H62L63 143H64L65 141H64ZM69 138L67 137V140H69ZM76 138H77V139H76ZM95 138H96V137H95ZM3 139H2V140H3ZM19 139H18V140H19ZM45 139H46V138H45ZM54 139H55V138H54ZM57 139H58V138H56V141H57ZM0 140H1V139H0ZM8 140H9V141H8ZM32 140H33V139H31V141H32ZM35 140H36V139H35ZM67 140H66V142H69L71 139H70L69 141H67ZM3 141H4V140H3ZM3 141L0 142V143H1V144H0V150L2 151L4 145H5V148L7 147L6 149L8 150V146H6V144H5ZM7 141H8V142H7ZM12 141H13V142H12ZM21 141H23V139H21ZM28 141H29V140H28ZM28 141H27V142H28ZM49 141H51V139H50ZM62 141H61V144H63ZM72 141H74V140H71V141L69 142V144L72 143ZM76 141H77V142H76ZM2 142H3L4 144H3ZM14 142H15V143H14ZM25 142H26V140H24V145H25ZM32 142H33V145H32L31 142H30L29 144H31V146H33V148H35V147H36V146L34 147V142H35V141L33 140ZM39 142H40V140H39ZM44 142H45V140H44ZM52 142H53V141H52ZM66 142H65V143H66ZM12 143L15 144L16 147L14 146V147H12V149H11V145L13 146ZM19 143H20V140H19ZM49 143H50V142H49ZM59 143H60V142H59ZM59 143H58L57 145H59ZM21 144H22V143H21ZM42 144H43V142H42ZM55 144H56V143H55ZM61 144H60V148H61L60 150H63V149H62V146H63L64 149L67 150V148L64 147L65 145L63 144V145L61 146ZM69 144H68V145H69ZM73 144H74V143H72V146H71V145H70V146L73 147ZM1 145H3L2 148H1ZM8 145H9V143H8ZM35 145H36V144H35ZM44 145H45V144H44ZM53 145H54V144H53ZM77 145H78V144H76L75 147H76V148H79L78 150L80 151L81 148H80V147H77ZM49 146H50V145H48V147H49ZM52 147H53V146H52ZM17 148H19V146H18ZM54 148H55V147H54ZM54 148H52V149H54ZM76 148H75V149H76ZM15 149H14V151H15ZM23 149L25 150V147H24ZM27 149H28V147H27ZM27 149H26L25 151H27ZM45 149H46V148H45ZM49 149H50V147H49ZM58 149H59V148H58ZM94 149H95V148H94ZM16 150H18V149H16ZM24 150H23V151H24ZM29 150H30V148H29ZM29 150H28V151H29ZM31 150H32V149H31ZM38 150H40L39 147H38ZM55 150H56V149H55ZM70 150H71V149H70ZM73 150H74V149H73ZM1 151H0V152H1ZM5 151H6V150H5ZM5 151L3 150V151L1 152L2 155H4L3 153H4ZM23 151H22V153H23ZM28 151H27V153L31 152V151H29V152H28ZM32 151H34V149H33ZM42 151H43V150H42ZM42 151H41V152H42ZM53 151H54V150H53ZM68 151H69V150H68ZM68 151H66V152H65V150L60 151V153L58 154V156L64 152L63 154L66 156L65 158H67V153H68ZM6 152H7V151H6ZM8 152H7V153H8ZM12 152H13V153H12ZM50 152H51V155H52L51 158H52L54 155H57V153H58L59 151H58V152H55V154L52 152V150H50ZM61 152H62V153H61ZM74 152H76V150H75ZM1 153H0V155H1ZM24 153H25V152H24ZM70 153H71V152H70ZM70 153H69V154H70ZM78 153H79V152H78ZM81 153H83V152L81 151ZM81 153H80V155H81ZM9 154H10V153H9ZM9 154H7V155H9ZM17 154H19V155H17V157H18V156L21 157V153H20V152L17 153ZM33 154H36V152H33ZM38 154L40 155V152H39ZM44 154H45V152H44ZM49 154H50V153H49ZM53 154H54V155H53ZM94 154H95V153H94ZM24 155H25V154H24ZM26 155L28 156V154H26ZM31 155H32V154H31ZM31 155H29L28 157H29V158L32 157ZM87 155H88V154H87ZM91 155H92V154H91ZM12 156H11V157H12ZM68 156H69V155H68ZM71 156H72V155H71ZM77 156L79 157V154H78ZM0 157H1V156H0ZM8 157H9V156H7V158H8ZM13 157H15V156H13ZM13 157H12V158H13ZM23 157L26 158L25 156H23ZM23 157H22V158H23ZM28 157H27V158H28ZM59 157H60V156H59ZM62 157H63V159H64V156H62ZM75 157H76V155H75ZM80 157H81V156H80ZM7 158H6V160H5V158H4V156H3V159H4L5 161H8V162L5 163V164H1L2 162L0 161L1 166H2V165H5V166H3V167H6V164H7V167H8V165H10L9 162L12 161V160H10V159H12V158H8L9 160H8ZM27 158H26V160H27ZM32 158H33V157H32ZM46 158H48V157H47V154H46ZM54 158H55V156L53 157V161L55 160ZM69 158H70V157H69ZM73 158H74V157H73ZM30 159H31V158H30ZM34 159H35V157H34L33 159H31V160H33L32 163L36 160V159H35V160H34ZM43 159H44V158H43ZM59 159L61 160L62 158H61V157L58 158V161H59V164H60V160H59ZM63 159H62V160H63ZM79 159H80V158H79ZM46 160H47V159H46ZM49 160H51V159H49ZM49 160H48V162H49ZM56 160H57V159H56ZM62 160H61V161H62ZM68 160H69V159L67 158L66 161H68ZM71 160H72V159H71ZM2 161H3V160H2ZM14 161H15V160H13V162H14ZM16 161H17V160H16ZM19 161H20V160H19ZM22 161H23V160H22ZM22 161L20 162V165H21L20 167H21V168H22V166L25 164L24 162H23L24 164H21ZM29 161H30V160H29ZM40 161H41V159H40ZM53 161H52V160L50 161V165H51V163H53V164L55 165V162H57V161H55V162H53ZM64 161H65V159H64ZM66 161H65V162H66ZM69 161H70V160H69ZM77 161H78V160H77ZM30 162H31V161H30ZM30 162H29V163H30ZM37 162H38V161H37ZM41 162H42V161H41ZM65 162H63V163H65ZM71 162H72V161H71ZM74 162H75V159H74ZM78 162H79V161H78ZM3 163H4V162H3ZM14 163H17V162H14ZM29 163H26V164L23 166V167L27 166V167H26L27 170L30 169V168L28 169V167H30V166H28V165H30ZM32 163H31V164H32ZM67 163H70V162H67ZM72 163H73V162H72ZM75 163H76V162H75ZM27 164H28V165H27ZM37 164H38V163H37ZM45 164H46V163H45ZM57 164H58V163H56V166H57ZM59 164H58V165H59ZM70 164H71V163H70ZM70 164H69V165H70ZM73 164H74V163H73ZM79 164H80V162H79ZM16 165H17V164H15V166H16ZM61 165H62V164H60L59 167H60ZM76 165H77V163H76ZM10 166H12V165H10ZM34 166H35V164H34ZM38 166H39V165H38ZM52 166H53V165H51V168H52ZM66 166H67V165H65V167H66ZM71 166H72V165H71ZM3 167H0V168H3ZM32 167H33V166H32ZM32 167H31V168H32ZM36 167H37V166H36ZM43 167H44V166H43ZM45 167H46V165H45ZM67 167H68V166H67ZM34 168H35V167H34ZM34 168H33V169H34ZM49 168H50V167H49ZM49 168H48V169H49ZM63 168H64V167H62L61 170H62ZM71 168L73 169V167H71ZM82 168H84V167H82ZM6 169H8V171H10V168H9V167H8V168H3V169H1V170H2V173H4V172L6 173V174H3L2 176H4V175L7 176L8 174H10V172H8V171H7V172H8V174H7ZM22 169H23V168H22ZM33 169H32V170H33ZM41 169H43V168H41ZM53 169H57V168H53ZM53 169H52V170H53ZM1 170H0V174H2V173H1ZM15 170H16V169H15ZM20 170H21V169H20ZM23 170H24V169H23ZM37 170H38V169H37ZM3 171H4V172H3ZM18 171H19V170H18ZM33 171H35V170H33ZM48 171H49V170H48ZM48 171H47V172H48ZM72 171H73V170H72ZM16 172H17V171H16ZM16 172H15V173H16ZM27 172H28V171H27ZM31 172H32V171H31ZM52 172H53V171H52ZM20 173H21V172H20ZM22 173H23V176H27V175H25V172H22ZM33 173H34V172H33ZM33 173H32V175H33ZM50 173H51V172H50ZM53 173H54V172H53ZM62 173H63V172H62ZM18 174H19V173H18ZM35 174H36V173H35ZM55 174H56V173H54V175H55ZM60 174H61V171H60ZM77 174H78V173H77ZM39 175H40V174H39ZM44 175H45V174H44ZM46 175H47V174H46ZM70 175H71V174H70ZM6 176H5V179H8ZM15 176H16V175H15ZM18 176H19V175H18ZM18 176H17V177H18ZM20 176H21V175H20ZM20 176H19V177H20ZM30 176H31V175H30ZM34 176H35V175H34ZM50 176H52V175H50ZM64 176H65V175H64ZM72 176H73V175H72ZM0 177H1V176H0ZM48 177H49V176H48ZM56 177H57V176H56ZM59 177H60V176H59ZM59 177H58V178H59ZM61 177H62V176H61ZM66 177H68V175H67ZM70 177H71V176H70ZM26 178H28V176H27ZM29 178L32 180L31 177H29ZM38 178H39V177H38ZM42 178H43V177H42ZM2 179H3L2 181H3V183H4L5 180H4V178H2ZM21 179H22V178H21ZM21 179H20V180H21ZM23 179H24V177H23ZM23 179H22V180H23ZM49 179H50V178H49ZM52 179H53V178H52ZM54 179H55V178H54ZM20 180H19V182H20ZM26 180H27V179H26ZM26 180H25V181H26ZM34 180H36V179H34ZM37 180H38V179H37ZM37 180H36V181H37ZM39 180H41V179H39ZM44 180H45V178H44ZM55 180H56V179H55ZM60 180H61V179H60ZM63 180H64V179H63ZM65 180H66V179H65ZM15 181H16V180H15ZM23 181H24V180H23ZM46 181H47V180H46ZM50 181L52 182L51 179H50ZM50 181H47V183L50 182ZM0 182H1V181H0ZM21 182H22V181H21ZM26 182L28 183L29 181H26ZM31 182H32V181H31ZM31 182H30V183H31ZM38 182H39V181H38ZM54 182H55V181H53V183H54ZM65 182H66V181H65ZM11 183H12V182H11ZM32 183H33V182H32ZM44 183H46V182H44ZM5 184H7V183H4V184L0 183V187H4ZM55 184H57V183L55 182ZM2 185H3V186H2ZM8 185H9V184H8ZM19 185L21 186V184H19ZM51 185L53 186V184H51ZM63 185H64V184H63ZM20 186H18V187H20ZM45 186H46V185H45ZM59 186H60V184H59ZM15 187H17V185H16ZM50 187H51V186H50ZM54 187H55V186H54ZM26 188H27V187H26ZM26 188H25V189H26ZM30 188H31V187H30ZM39 188H40V187H39ZM59 188H60V187H59ZM3 189H5V190H3V191H6V187H4ZM28 189H29V188H28ZM41 189H42V188H41ZM46 189H50V188H46ZM51 189H53V188H51ZM54 189L56 190V187H55ZM57 189H58V188H57ZM29 190H30V189H29ZM42 190L44 191V189H42ZM60 190H61V188L59 189V191H60ZM7 191H8V190H7ZM33 191H34V190H33ZM49 191H50V190H49ZM49 191H48V192H49ZM57 191H58V190H57ZM59 191H58V192H59ZM38 192H39V190H38ZM38 192H36L35 195H37ZM45 192H46V191H45ZM50 192H51V191H50ZM50 192H49V193H50ZM61 192H62V191H61ZM61 192H60V193H61ZM7 193H8V192H7ZM22 193H23V191H22ZM26 193H27V192H26ZM26 193H25V194H26ZM33 193H34V192H33ZM40 193H41V192H40ZM40 193H38V194H40ZM27 194H28V193H27ZM41 194H44V193H41ZM45 194H47V192H46ZM45 194H44V195H45ZM54 194H55V193H54ZM57 194H58V193H57ZM57 194H56V195H57ZM20 195H21V194H20ZM32 195H34V194H32ZM52 195H53V194H52ZM56 195H55V197L59 196V194H58L57 196H56ZM60 195H61V194H60ZM62 195H63V194H62ZM1 196H3V193L0 195V198H1ZM5 196H6V195H5ZM26 196H27V195H26ZM41 196H43V195H41ZM46 196H47V195H46ZM37 197H38V196H37ZM43 197H45V196H43ZM55 197H54V198H55ZM59 197H60V196H59ZM28 198H31V197H28ZM33 198H34V197H33ZM39 198H41V197H39ZM48 198H49V197H48ZM4 199H5V198H4V196H3L2 200H4ZM31 199H32V198H31ZM51 199H52V198H51ZM28 200H29V199H28ZM40 200H41V199H40ZM42 200H43V199H42ZM47 200H49V199H47ZM33 201H35V200H33ZM33 201H32V202H33ZM37 201H38V200H37ZM57 201H58V200H57ZM62 201H63V199H62ZM30 202H31V201H30ZM35 202H36V201H35ZM35 202H34V203H35ZM41 202H42V201H41ZM49 202H50V201H49ZM51 202H52V201H51ZM42 203H43V202H42ZM42 203H40V204H42ZM44 203H45V202H44ZM45 204H47V202H46ZM61 204H62V203H61ZM49 205L51 206V203H50ZM52 205H53V203H52ZM59 205H60V204H59ZM41 206H43V204H42ZM44 206H45V205H44ZM46 206H47V205H46ZM37 207L40 208V206H37ZM48 208H50V207L47 206V210H48ZM30 209H31V208H30ZM42 209H43V208H42ZM61 209H62V208H61ZM33 210H34V209H33ZM44 210H45V209H44ZM22 211H23V210H22ZM39 213H40V212H39ZM26 214H27V212H26ZM28 214H29V213H28ZM22 216H23V215H22ZM26 216H27V215H26ZM19 217H20V216H19ZM24 223H25V221H24ZM27 223H28V222H27ZM27 223H26V224H27ZM19 241H20V240H19ZM22 260H23V259H22Z\"/></svg>","mask_w":264,"mask_h":264}]
</instances>
